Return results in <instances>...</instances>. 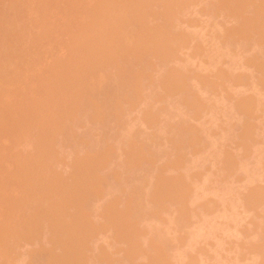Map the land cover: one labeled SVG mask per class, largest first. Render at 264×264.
Segmentation results:
<instances>
[{"label": "rangeland", "instance_id": "374dc122", "mask_svg": "<svg viewBox=\"0 0 264 264\" xmlns=\"http://www.w3.org/2000/svg\"><path fill=\"white\" fill-rule=\"evenodd\" d=\"M1 1H2L3 5H7L6 3L8 2L9 6H10V4L13 5V3L15 2L16 3L15 6L16 7L18 6V8H16V11L13 12V11L10 10L12 12L13 16H14L12 18V20H14L13 22H16L14 24V27H13L15 30L12 28V31L14 30L13 32L10 30V32H7L8 34L7 33L5 34V32H2V33L5 34L6 36H8V35L11 36V35H13L15 33H18V35H19V33H20V36L16 35V36H18V38H16V40H15L14 36H11L12 37L11 39L13 40V42L15 44L14 47L16 46L15 47V52L17 51V55L20 57V59H19V57L16 58V56H15L16 59H19V60H17L19 65H17V63H16L17 61L14 58L15 59L14 64L12 65V67L9 68L10 70L8 71V73L10 74V77H9V80L8 79L7 80L10 83L7 80H6L7 82L5 80H4L3 83L1 82L2 84H6V83H7L6 85L9 84V86L7 88L9 90L6 91L7 90L6 89L7 86H5V85H3L5 87H3V86L0 87V91L5 90L7 92L6 93L5 91H3L4 92V93L2 92L3 94L6 93L5 95L2 94L3 96L0 93V113H1L0 118L3 119V120L0 119V127L3 128V130L0 129V133L4 131L3 135L0 134L1 135L0 136V152L2 153L1 157H3L2 159H0V240H2V238H3L2 235H7L5 233L6 230H7L8 233H9V230H10V232L11 233L13 232L12 234H14L15 236L18 235V237H16V238H14V236H9L10 234L7 235V237H8L7 238V241H8L7 244L10 243L9 244L10 246L5 244L7 242L5 240L6 236H4L5 237L4 240L6 242L4 240L2 241V242H4V245L5 246L7 245L9 248H11V245H15V248L17 247V249L15 250L13 248V246H12V248L15 250L16 253L13 252L12 248L10 249L11 252H13V254H11V256H10L11 258L8 259L9 260L8 261L9 264H17V263L18 264H27L28 262H29V264H32V263L36 264V263H38L37 260H41L39 263L42 262L41 264H43V262L45 261V259H42L43 256L40 257V259H37L35 257L36 249L37 248L40 249V247L38 246L39 244L42 246L41 251L45 250L46 253L49 251V253L51 254V255H49L50 256V258H49V256L47 255L48 253L47 254L46 253L42 254V252L40 251L41 255H44V254L46 255V256L44 255V257L48 256V259H46V260L49 261V263L47 261L48 264H51V261H55V256L54 255L52 256V254L55 251V249H57L58 252L59 251L61 252V253H59L60 255H57L55 253L57 251L54 252V254H56V256H58V257H56V259H57L56 261L60 260L58 258H63L62 250H66V251L70 250V254L71 255L69 254L68 258L73 256L72 257L73 259L71 258L72 262L69 261V263H66L68 260H67L66 256H64V259L67 260V261H64V259H62L60 263H62L64 261L62 264H65V263L66 264H70V262H71V264H76V263H73V260L76 257L73 253H74L75 247H76V251L75 252H77L78 250L81 251L83 249V248L82 249L80 248V247L83 246V242H85L83 247H86L88 250L91 248L90 251L92 250V252L88 253V252H85L87 249L86 250L83 249L84 252L87 253L88 255L90 254V256L91 255L95 256L96 253H97L96 256H99L98 253L101 252L100 259H97V261H98L97 263L98 264L101 262V260H102L101 258L105 257V254L108 253V252L107 253L105 252L107 249H108L107 251H109V253H111V255L107 254V255H109L108 256L109 258L111 257L109 260H108V257L106 255L107 258H105V259H107L108 262L109 261L111 262L112 261L111 259H113V258H114L113 260L116 261V259H117V261H118L119 256L122 258V259H119L118 263L116 262L115 264H119V262H121V261H122L121 264H123V262L127 263V260H129V262H131L130 259L133 258V256H131L132 258H130V254L131 253L134 255L133 259H135V258H137V255L141 252V250H142V252H147L148 251L149 255L146 254V256H148L147 258H146V256L142 257V254H141L142 252H141L140 253L141 254L140 257L138 256V258L136 260L132 259L133 262H135V263L132 262V264H142L143 262H144V264H146L145 261H147V262L150 261L151 262V260H152L151 256L152 255H154V256H152V258H154V257L157 256V254L160 253V252L159 253L155 252V250L158 251V249L156 248V244H155V242H157V241L154 242V240L157 239L161 243V238L163 239V237L165 235H163V234H162L163 236L162 235H158V233L161 234L162 230L166 231L164 234L167 233V241L171 242V244H170V242H167L166 238L164 239V241H162L163 244H164V242L166 244L167 243L170 244V246H168V244H167V247L165 246V244H164V246L166 248H168V250H169L168 251L166 249V251L169 252V253L167 252V254L170 255L168 257H170L172 259L171 264H175V263L176 264H263L264 263V82H262V79L264 81V76H262V75H264V74H262V72L264 73V70L259 65H262L261 63L264 62V54H262L263 50H264L263 49L264 45L262 46L260 44V43L264 42L263 41L264 37L261 38L262 35H259V34L263 33V32L260 33V31H261L260 30L261 29L260 26L262 25L263 20H264V19H262V18H264L263 17L264 16V12H263V15H261L262 11L264 10V8L262 10V7H264V5H263L264 1L256 0L257 3H258V7H257V5H255L253 7H256V8L253 9V10L251 9L252 13H253V11L257 12V10H258V12H260L259 13L260 16H262V18L260 19V22L262 21L260 26H259L260 29L257 28V29L260 30L259 33H258L257 29H254V30H256V32H257V34L259 36L254 38V36L251 35L252 33L249 32V34H248V35H250V40L252 39L251 36H253V38H254V40L252 39L253 42H251L252 40L251 41L249 40V36H248V40H245V38L247 37V33H248L250 28H249V25H246V23H245L244 27L248 26V28H244L243 27V24H244V20L243 19H246L247 15H248L247 19H250L251 17H254V16L257 15V14H255L253 16L254 13L251 15L248 12L250 9H248L247 7H250L251 5H253L252 4L253 0H252L251 3H249V1H251V0H249V1L245 0L246 2L242 1V3L241 2L238 3V5L239 4L241 5V6H239V8L241 7V8L244 9L245 8V4H247V2H248L249 4H247V6H246V8L248 10L245 9L247 12L243 11V10L237 12L239 10L238 5H237L238 9L235 8V7L232 8L234 11L232 9H230L231 12L233 11L234 13H235V10H237L236 11L237 13H235V14H239L240 12H241L240 14H242L244 12L243 13V15H244L245 12H246L247 13V15L245 14L246 16L245 15L244 16H242V15L241 16L240 15L237 16L234 13H231V15H230V11L228 12V14H229L228 15L227 12H225V10L228 11L227 8L223 11L225 13H222L223 8H222V10L219 9V8H221L220 6L222 5V7L223 6L224 7H228L227 5H230V3H231V2L228 3L229 1L227 2L226 0H193V1L191 0V2L193 4L190 1H188V2H190V3H188L185 0L186 2H184V3L192 4L191 7L187 8L188 7L187 6L186 7L187 10H185V8H183L185 10V13L184 14L183 13L180 14L181 17H180V15H176L177 14L176 11H175L176 13L174 14L175 16H178V18H180V20H178V22H177L179 24H174V25H176V26L178 25L179 28H180L179 32L181 30V32L184 33V34H181V33L178 32V30H176L178 28V26H177L176 29L173 28L174 30H172V28H171L172 22H176V20H174L172 22L170 21V25L167 27V28H169L168 32L169 31L170 32L166 33L167 35L172 33L173 36H172V34L170 36H167L165 34V30H163V29L165 28V26H167L166 22L163 23V21H162V23H163L162 24V23L159 22L160 20H156L155 19V17H157V19H158L159 17H164L165 16L164 15V13L166 12V11H164L165 7H164V9H163V7L161 8V9H163L162 11H164V12H162V14L164 16H162L161 12H159L160 8H158L159 6L161 7V5L162 6L166 5V4H164L165 0H163V3H161V5H158V7L153 6V5L151 7V5H149V0L148 1L146 0L148 3H146L145 0H143L146 4L144 2L143 3L145 5H147V7L145 6L146 9L149 8V6H150L151 8H154L153 10L158 11V14H159L158 16H154V17L153 16H149V15L146 16L147 18L149 17L148 18L149 20L147 22H150L151 24H154L153 26L150 25V23L149 24L146 23L148 25V26H146L145 21L147 19H145V16L141 18L140 17L141 15H139V13L141 14L142 11L145 10L144 7H143L144 10H143V8H140V6H139L142 3V0L139 1L140 4H138L137 7H136V5H135V7H133L134 5L132 6V3H135V4L138 3L137 0H135L134 2H133V0H131V2H130V0H126L127 1V5L130 4V6H128L129 10H130V13H129V10H128V12H127L128 15L127 16H128V18H129L130 15L131 16L128 19V21H131V20L133 21V19H134V17L131 14V9L132 10H134V9L137 10L138 9L137 11H139L138 13H136L134 11L132 12L133 14L136 13V14H134V16L136 15L135 16L136 19H134V21L132 23L138 22L137 27H136L137 29L136 28L133 29L131 27V25L136 26L135 24L131 23V25H130V27L133 30L136 29V31H134V33H136L135 35L137 36V39L135 38V40H137L136 41L137 43L135 41H133L134 36H132L131 37L132 41L130 40L129 44L130 45L137 44V45H133L136 48H134L133 46H129V44H127L128 41H129L127 39H129L130 36H131V33H133L131 28L128 27L129 30H125V32H128V31L130 32L129 33L130 35L128 33H126V34L129 35V36H127L129 38H127V39H119V38H122V36L123 37L125 36L124 35L125 32L123 33V31L120 32L121 33V35L119 34L120 36L118 35L117 32H115L117 35L114 34V31H116L117 28H120V27L122 28L123 24H127L128 23V21H126L127 16L126 17L123 16V18H122V16L120 15V14L123 13V12H121V9L124 8V6H122V5L123 4L126 5V1L125 0H121L122 2L120 0H95L96 2L94 0H87L88 2L85 1V5H83L84 4V0H82L83 3L81 2V0H79V1L77 0L76 2L74 0H47V2H46V0H30V1L29 0H14V1H12V0H7V1L4 0L5 3L3 2V0H1ZM1 1H0V3H1ZM73 1L75 3H73ZM89 1H92V2H89ZM116 1H118L119 3L116 2ZM123 1H125V3ZM159 1L161 2L162 0H159ZM159 1L156 0V3L159 4L160 3ZM174 1H177V2L179 1L181 3V6L179 7L178 5H180V4L175 2V5H174L175 10H177L179 8L180 11H181L182 10L181 7H185L186 6V4H184L182 6V4H183L182 2L183 1L181 2V0H174ZM225 1H226V3H225L226 5H224ZM256 1H254V2H256ZM120 2L123 3V4H121ZM128 2H129V4H128ZM153 2H154V5H156L155 1H153ZM153 2H151V4ZM243 2H244V4H243ZM262 2H263V4H262ZM77 3L80 4L78 7H76ZM90 3L91 4L94 3V4L91 5L92 7L89 5L93 9L89 8V6L87 5V4H90ZM176 3H177V6H176ZM74 4H76V6ZM215 5H216V7H215ZM231 5H233V3ZM242 5H244V7H242ZM248 5H250V6H248ZM260 5H261V7H260ZM80 6L82 7V9H81ZM83 6H86V8H85L86 12H82L84 10ZM87 6H88L89 9L87 8ZM95 6L99 7V8L97 9ZM209 6H211V7H209ZM4 7H6V6H4ZM115 7H116L117 10L120 9V11L116 12ZM119 7H121V8H119ZM138 7L140 8V10H139ZM155 7L158 8V9H156ZM27 8H28V10L32 9L31 11H33L34 15L30 12V10H29V12L27 10V12L29 14L26 11L24 12V9H27ZM78 8H80L82 11L80 9H78ZM11 9L15 10V8H12V7H11ZM90 9L92 10V12H91ZM166 9H168L167 6H166ZM7 10H8V8H7ZM88 10H89V12L91 14L87 12ZM94 10L96 12H94ZM188 10H189V12H188ZM211 10H212V12H210ZM218 10L221 13H219ZM112 11H113L114 15L111 14ZM177 11L180 12L179 10H177ZM23 12L27 13L30 16L26 17L27 14H25V16H23L24 15ZM8 13H10V12L8 11ZM12 14L10 13L9 15H11V17H12ZM233 14L235 15V17L237 16L238 19L240 17V20L238 21L237 18L233 17L232 16ZM138 15H139V17H138ZM175 16H174V19L176 18ZM257 16L260 18L259 15H257ZM151 17L153 18V20L155 19V22H153V20L150 21V19H152ZM241 17L242 18L244 17V18L242 19ZM120 18L122 20H124V19L125 20L123 22H121ZM137 18H139V19H137ZM140 18H141V20H140ZM164 18L166 19V17H164ZM164 18H163V20H164ZM16 19H18V20L16 21ZM118 19H119V21H118ZM125 21H126V23H124ZM140 21L142 22L141 24H145L144 27H143V25H140ZM239 22L240 23L243 22V24H241V26L239 24L237 25V23H239ZM119 23H122L121 24L122 26L119 25ZM158 23H159V25L161 27L162 26L164 27V28L162 27L161 30L164 32L163 33V35H164L163 38H165V39H162V37H160L161 41L160 40L159 41L161 42V44L159 42L158 43L159 45L156 44L158 41L155 40V39H158L159 37L157 38V35L152 36L153 34H155V31L160 28L159 25L157 26ZM129 24H130V22L126 26H128ZM164 24H165V26H164ZM138 25H140V26L138 27ZM12 26H13V24H12ZM149 26H150V30H151V31L149 30V32H151L152 35L149 32H146V31H148L149 28H147V27H149ZM156 26L159 27V28L155 29ZM235 26H236V28H235ZM237 26H239V27H237ZM142 27L145 28V33L143 32L144 29L142 30ZM232 27L235 28V29L233 28V31H236V29L238 30L240 27L241 28L243 27L242 30H241V28H240V30H238V32H239L238 34H239V36L240 35L245 36V38H244L245 42H243L244 41L243 39H242V41H240L241 39L237 36L239 38V41L242 43L241 44L239 41L236 40V43L239 42L241 44L239 46L237 45L238 43L235 44V42H234V45L232 44L234 39H238V38H234L235 36L233 37L231 35V34L234 35L235 33L237 35V31L234 32V33H233V31H231ZM124 28L125 27H123L122 29H124ZM139 28L141 29V31H140ZM146 28H147V30H146ZM262 28H264V25L262 26ZM152 29L154 30V33L152 32ZM244 29H248V30L245 31ZM81 30H83V31H81ZM119 30H118V32H119ZM137 30H139L140 33L142 32L141 33L142 37L147 36L146 37L147 39L145 37L142 38L141 36H139L141 38H138V34H140V33L139 32L137 33ZM175 30L179 33V35H178V33H175L177 35H175L173 33V31H175ZM224 30H226L225 31L226 33H227L228 30H229L228 33L231 32V34H227L228 36L231 37V40L233 39L232 43L230 41H228L231 45L229 43H228L229 45L228 44L225 45L223 43L225 41V40L223 41V39H224L223 36H225L224 35L225 32L222 33ZM243 30L246 33L245 35H243L244 32L242 34L240 33ZM251 30H253V29H251ZM254 30H253V32H254ZM262 30L264 31V29H262ZM147 33L149 34L150 38H148ZM185 33H187L186 34L187 36L190 33L189 37L190 38L192 37V39L189 40V37H186L187 40H189V41H187L186 38L184 37ZM112 34L114 35V37L112 36ZM180 34L182 36H180ZM257 34H254V35L256 36ZM86 35H87V37H86ZM0 36L2 37L3 35H0ZM91 36H93V37H91ZM115 36L117 38H115ZM118 36H119V38H118ZM174 36H176V37L180 36L176 40H177V42L179 41V44H181V42H182L181 45H179V44H178V46H177V44L174 45L173 42H171L170 45L168 44L169 43V38L170 37H174ZM85 37H86V39H85ZM89 37L91 39L90 40L91 42L87 41V39ZM151 37H152V40H151ZM154 37H156V38L153 39ZM93 38L95 40H92ZM226 38L229 40V37L225 36V39ZM149 39H150V41H148ZM259 39L260 40L263 39V40H261L262 42L259 41ZM84 40H86V41H84ZM167 40H168V42H167ZM173 40H175V39H173ZM176 40H175L174 43H177ZM184 40H186V41H184ZM81 41H83L81 44L84 45V46L79 45V43ZM93 41H94L95 44L93 43ZM144 41H147V42H144ZM151 41H152L153 45H151V43H150ZM153 41H155V43ZM246 41H247V44H246ZM248 41H250V43H248ZM16 42H18V43H16ZM84 42H86L87 44L84 43ZM142 42H144L143 44L146 43V45L149 42L150 46H148V47H150V48H152V46H153L152 50L150 48L146 47L148 49V51H151V52L147 51V49L145 48L146 45H143ZM257 42H259V44ZM96 43H98V45L100 44L101 47L99 45L98 48H97ZM162 43H163V45H162ZM243 43H245L246 45H244ZM76 44H78L80 47L78 45H76ZM125 44H127L129 47L128 46L126 47ZM154 44H155V46L157 45V47H155ZM164 44H166V46ZM172 44L174 46V48L172 46V49L173 50L175 49L173 52H178L179 51L175 55H173V53H171L172 49H170V51H168V49L171 47ZM75 45L77 46V48L75 47ZM88 45L90 47H92V48L90 49V47ZM91 45H93L94 47L91 46ZM102 45H104L105 48H107V50H108V51L105 50L106 53L108 52L105 55H104V51L101 52L102 50L105 49V48L103 49L104 46H102ZM243 45H244V47H243ZM259 45H260V47L262 46L263 50L260 49ZM73 46H74V48H71ZM81 46L83 48L82 51H81ZM86 46L91 51H95L93 48H95L96 50L97 49H101V48L102 49H101V51L97 50L95 53L93 52L94 53L93 54V53H91L90 50H88V48ZM158 46L159 47L165 46V47L159 49ZM175 46H177V47L175 48ZM84 47H86V48H84ZM130 47L131 48L133 47L132 49H136V51L139 49L138 50L139 53H140V49H141L142 52L145 50V51H147L148 54L152 53L151 54L152 56L150 58L149 57L147 58V56H146L147 53L143 54L145 52H143V53L141 52L143 55L146 56V57L145 56L144 57L147 58L146 59L147 63H149L148 59L152 60V63H150L151 68H153L152 66H155L154 64H155V62L157 63L158 60H160L159 62L162 61V64L165 65L167 63H164L163 58L167 57L168 60H165V59L164 60H165V62H168V63H169V60L172 58L173 59L172 62L173 61L174 62L173 63H169V65L171 64L172 67L174 66L173 70L177 72L176 75H181L182 71H183V74L185 72L188 73L189 75L188 74H185L186 76L184 75L185 79L188 78V79H186L187 81L185 79H181L183 77V74L181 75L182 77L173 75L175 73H174L173 70H170L172 68H171V66H167L168 64L164 66V67H166V69L170 70L171 73H172V74H170V71H168V73H169L168 74L167 70H166V74L168 76L164 72L165 68L164 69L160 68V66H159L160 69L158 67H154L155 70L157 71L156 73H155V70H152L150 68H149V70H152L153 73L148 71L147 69H143V68H145L146 66H149V65L146 64V63H143V60L145 61V59L142 58V54L141 53L138 54V51H137L136 52L137 55H136L133 50L131 51ZM154 47L156 49H154ZM179 47H180V49H177ZM78 48H80V49H78ZM165 48H167L166 51L168 53L164 51ZM86 49L88 51H86ZM162 49H164V50L161 53ZM73 50H75V51L77 50L80 54L77 51H76L77 55H76L75 52L72 54L71 52H73ZM118 50H119V52H118ZM157 50H159V51L161 50L160 52L158 51V53H159V56L162 55V56H160V58L162 60L159 57L157 58V61L154 60V58L151 59L153 56H155V59H156ZM120 51L121 52L123 51V53H125V54L131 53L130 56L132 55V56L136 57L135 59L142 58V63H143V65H146V66L140 65V66H143V68L142 67L141 68L136 67V66H139L137 64V61L135 59H133V60H135L134 62L136 63V65L133 63V60H132V62L128 61L127 58L130 57V56L127 57V55L125 56ZM153 52L155 53V55H154ZM99 53H102L103 55L99 54ZM109 53H110V55H109ZM163 53L166 54V55H164L166 57L163 56ZM121 54L124 56V58H126L127 62H129V63L131 62L130 64H133V65L132 66L128 65L129 63H127V62L125 63L124 61H126V60L121 61L120 60V55ZM167 54H170V56L173 55L174 57L176 56V58L175 59H174V57L170 58L169 56H167ZM89 55H91V56H89ZM97 55L98 56H103V57H100V59H99L100 61L99 60L96 61V59L98 57ZM122 55H121V59L123 60L124 58L122 57ZM140 55H141V57H139ZM112 56H113V58H112ZM116 56L119 58L118 61L122 62L120 64L121 67H120L119 63L116 64V62H118V61H116L117 60ZM148 56H150V55H148ZM86 57H88L90 59L93 57L92 58L93 60H90L91 62H93V64L90 65L89 63H91V62L88 61L89 59L86 58ZM114 60L116 62H114ZM140 60H138V61H140ZM251 60L254 61L252 63L254 65H255V62L258 63V67H257V64H256V66L250 65L249 63H250ZM95 61H96V63L94 64ZM98 61H99V63H97ZM112 61L114 62L115 65H118V66H116L117 69L115 68V65L112 64ZM4 63H2V65ZM87 63L89 64L88 66L86 65ZM109 63H110V65H108ZM142 63L140 61L139 64H142ZM126 64L128 65L127 68L130 66L129 67V71H130L131 67L133 69L135 67L138 69V70L134 69V70H136V72L131 69L132 70L131 72L134 71L136 73L135 74L133 72V74H135V76H136L135 77L136 79L141 74L143 75V73H144V81L145 80H147V81L146 82H144L143 80L140 81V82L143 81L146 84V86L143 84V82L140 84L141 85L140 87L142 88V89H140L141 91L138 90V88H139L138 86H139V83H140L139 80L143 79V76L141 75L142 78H140L141 77L140 76L139 80H137L138 85H137L136 79L134 80L132 75L129 76V77L132 76V78H131V79H133L132 83H134L133 81H135V83H136V85L138 87V88H136L135 83H134L133 86H135V88H136V89L133 88L134 89V94H135L136 90H138L137 91L138 95L143 93L142 96H144V97H143L142 101H141L142 96H141V98L139 97V99L137 97L135 98L136 100L138 99L139 102H138V100L136 101L135 99H134L135 101L134 100L133 101L130 100V97H132L134 95L133 94V89H130V88H132V86L130 87L131 84L129 85V83L131 82V79L128 77V75L126 76V75L122 74V73H125V72H126L125 74H128L127 73L128 69L126 68L127 70L123 72V68H122V65H123V67H125ZM84 65H86V67ZM134 65H135V67H133ZM89 66L93 67V69H92L93 73L92 74H94L92 76L91 71L88 72V73L91 74L90 80L91 79L93 80L92 77H94V78L98 77L99 73H101L103 71L105 72V70H107V69H108L107 71H110L108 74H111V72H114L115 77H117L119 75L120 77L118 76V79H120L121 77H124V76L127 78V80H128V78L130 79L129 80L130 82H129L125 78V80L128 82V85H129L128 86L129 88H128V87H126L127 85L125 84L126 85L125 89L127 88L129 91L127 89L125 91L124 90V86H123V89L122 88L121 89L125 91V92L123 91L124 92L123 93L124 97H125V94H126L127 91L129 93L132 92V95L130 97H128V95H127L128 92H127L126 100L124 99V97H122V95H121V97L125 101H129L130 100L131 103H129L130 101L128 103L124 102L123 100L119 101V99H117L118 96H116V94H115L116 92H114V91H116L115 87L114 88H113V86H112V88L110 87L112 89V92H114V95L116 96V100H118L119 103L120 102L122 103V101H123V104H124V105L121 104L124 107L123 106L120 107V104H118V106H119L118 107L113 102L114 103L113 105L115 107L117 106V108L122 109L120 111L117 110L114 107H111L112 109H114L113 111H115V112H116V110H117V112L118 111L119 112L122 111V114H123L122 116L119 115V113H117L118 115H116V113L113 112L112 109H111V111L113 113H115L114 114L115 116L113 115V113L110 112L113 115L114 118L116 116L117 117H120V116L122 117L121 118L122 119V122H121L122 125H120V127L121 126H123V127L119 128L120 129V130L118 129L119 131L117 130L118 125L117 126L114 125V124L117 123V122L116 123L114 122V121H116L115 119L110 124V118L111 117H109V120H106V123H105L104 120H105V118L107 116H111L110 113L106 114L107 116H104L105 117L104 120H103L104 122L102 121L103 123H105L104 125H103L102 122H100V121H98L96 119V118L99 117L98 115L100 113H102V112H104L106 110L110 111V109L108 110V108L106 110L104 109V110H102V112L98 113L100 111V109L98 110V108H97L98 105H95L96 107L93 106V108L94 107L97 108L98 111L96 110L97 111L96 113H98V115L94 114L95 112L93 113V111H95L94 110L95 108L93 109L92 113L94 115H97L98 117L97 116L93 117V115H91V117H93V119L94 118L96 119L95 121L91 120L92 118H88V115L90 117V114H91L90 111L92 109H90L89 111L86 110L85 108L86 107L88 108V106H86L87 105L86 103H92L93 101L95 102L96 101L95 99L98 98L97 95L95 96V94H94V96H93V94H92V92L94 91L93 90L94 88H93V86L91 87V85H92L91 82L93 83L94 80L93 81L92 80L91 81L90 80H86V77H87L86 75H88V73L86 71H88V70L85 69V68H90ZM263 66H264V63H263ZM81 67L84 68V69H82ZM107 67H109V68H107ZM112 67H114L115 70L111 69ZM177 67H178V69H177ZM180 67H182V68H180ZM186 67H187L188 71L184 72L185 69L181 71V69L186 68ZM79 68H81L82 70H80ZM156 68L159 69V70H157ZM139 69H141V71ZM79 70H80V72H79ZM84 70H86V71H84ZM117 70H119L120 72L119 71L117 72ZM142 70H145V71H142ZM260 70H263V71H260ZM76 71H78V72H76ZM147 71H148V74L146 73ZM85 72H86V74H85ZM115 72H117L116 74H118V73L119 74L116 76ZM76 73H77V76H79V77L81 76V74L84 73L83 77L86 76V77H84L85 80H86L85 83L87 84V82L89 81L90 83L88 82V84H91V85L89 86L87 84L88 86H86L85 83L82 82L83 85L85 86V87H83L82 83L79 81L80 79H82V77H80V79L78 81L77 80L75 81L76 78L78 79V77H76ZM103 73H101V74H103ZM162 73L165 74V75L163 76ZM179 73H181V74H179ZM67 74H70V76L72 78L74 76V78L72 79ZM95 74H97V76H95ZM101 74H99V75H101ZM137 74H140V75H137ZM152 74H154L155 76H158L159 74L162 75V76L159 75V77H162L161 79H163V80L160 79V81H162V82H160V83L158 82V84H160L159 86L162 87L163 90H162V88H160L157 85V82L155 81V80L159 81V78L152 76V78L155 79V80H153L151 78ZM62 75H63L64 78L62 77ZM114 75L111 74V76L110 75L109 76L111 78ZM145 75H147L146 78H145ZM148 75L150 76L149 80L147 79L149 77ZM170 75H172L173 78L179 77L180 80H179V78L177 80L180 81V82L176 81V79H170V77H169ZM224 75H226L227 78H225L226 76H224ZM103 76H105V78L102 77V76H99V82H98V80H96L97 83H101L100 80L102 78H104L105 80L106 79L107 80H111V79H109V77L107 78L105 74H103ZM165 76H166V78H165ZM100 77H102V78H100ZM168 77H169V79H168ZM164 78L168 79V81L164 80ZM4 79H6V78H4ZM13 79L15 81L17 80L18 82H20L21 85H20V83L16 82L18 84V87H17V84H15L14 81L13 82L11 81ZM55 79H57L56 80L57 82L55 81ZM95 79H98V78H95ZM104 79H102L101 81H103ZM118 79L116 81V79L113 78V82H114V80L116 81V83L119 82ZM53 80L56 83H54ZM64 80H65V82H64ZM151 80L153 82L154 81L156 82L157 88H156L155 85L153 87L150 86V85H153ZM169 80H171L172 82L175 80L176 82L175 81L174 82L175 83L178 82V83L176 84V86L175 85L173 86L174 83L170 82ZM21 81L24 84H22ZM81 81H83V79ZM96 81H94V82H96ZM149 81H151V84H149ZM185 81L187 82V84H186ZM63 82L66 83V85ZM72 82L77 83L75 85V87H74L75 83H73V89L71 87ZM155 82H154V84H155ZM167 82H170V83H167ZM184 82L186 84L185 86H184ZM11 83H12V85L10 86ZM60 83L61 84L63 83V86L59 85ZM165 83H167V87L169 85H171V83H172L171 88L169 87L171 89V90L169 89L170 90L169 94L173 95L172 96L173 98L168 97L169 96L168 93H167L168 96H165L166 94L162 93L167 88ZM13 84H15V85L13 86ZM79 84L81 85L80 89H77L79 87ZM101 84L93 83V85L95 86V89L97 88L96 86H98V85L101 86ZM106 84H104V85H106ZM115 84H113V85H115ZM118 84H116V85H118ZM142 84L146 87V88L144 87L145 88L144 91H143V87H142L143 85ZM180 84H181L182 89L187 86L188 89L185 88V90L187 89L186 92H184L185 91L184 89L183 90L181 89ZM104 85L102 84L103 87H104ZM60 86L63 87V88H61ZM100 86H98V90H99ZM108 86H109V84H107L106 88L105 89L103 88V89L106 91V89H108ZM164 86H165V88H164ZM118 87L120 89L121 86L118 85ZM172 87H176L175 90ZM67 88H69V89H67ZM116 89H117V87H116ZM177 89H178V91H177ZM100 90L102 91V89H100ZM166 90L169 91L168 89H166ZM180 90H182L183 93ZM105 91L102 92L103 94L100 93V96L98 94L99 91L97 92V94L99 96V99H100L101 95L104 98L103 95H104ZM110 91L111 90H108L107 92H110ZM167 91H164V93L167 92ZM171 91H176L175 94H177L179 92H181V93H179V96L176 97L174 95V92L171 93ZM120 92H122V91L120 90ZM140 92H142V93H140ZM160 92H161V94H160ZM118 93H119V91H117V95H118ZM74 94L77 95V96H75ZM79 94L82 96L80 98L85 97V98H83L85 100L84 101L82 100V102L84 103L83 105L86 104L85 108H84L86 111H83V112H81V111L84 110V109H82V107H80L81 104L79 103V101L77 102L78 104L76 103V105H80L78 107L76 106L77 109L74 108L75 105L72 102V101L76 102L77 99H75V97H79L80 96ZM120 94H122V93H120ZM137 94H135L133 97L138 96ZM159 94H160L161 97L158 96ZM106 95H107V93H105V96ZM162 95H164V96L162 97ZM107 96H109V95H107ZM174 96H175V98H174ZM94 97H97V98H94ZM111 97H114V96L112 95V96L109 97L110 98V102L112 103ZM119 97H120V95H119ZM194 97H196V99ZM127 98H128V100H127ZM71 99H72V101H70ZM114 99H115V97H114ZM116 100H114V101H116ZM85 101H86V103H85ZM243 101H246V102L244 103ZM101 102H102V100L99 101L100 104H101ZM103 102H104V100H103ZM103 102H102V104H103ZM110 102L107 101L106 103H108V105H109ZM118 102H116V103H118ZM95 103L99 104L98 102H95ZM95 103H92V104L94 105ZM106 103L103 104V108L108 106V105L105 106ZM198 103L199 104L201 103L200 105H202V106L205 105L206 108H205V106H204V108L201 107ZM237 103H239V104H237ZM110 105L108 107H110ZM198 105L200 106V108H203L204 111H200V108L199 109L197 108V110H196L195 107L196 106L198 107ZM208 105H209V107H208ZM240 105H241V108H244V109L246 108L245 110L244 109L243 110L247 111V112H244L243 110H241V108L239 107ZM242 106H247V107H242ZM98 107H100V106H98ZM164 107L168 108L169 110L168 109L164 110L163 109ZM213 108H215V109H213ZM238 108H240V109H238ZM62 109H64V110H62ZM78 109H80V112H81V113L79 112L80 114H82V113L84 114V112H86L87 114L86 113L85 114L87 116L85 115V117L88 118V119H85L84 117H82L83 116L82 115V116H80V117H82V119L80 120L79 117H78L79 114H77L78 112H76V110H78ZM193 109L196 110V111H193ZM209 109H211V110L213 109V110L210 111ZM72 110L73 111L75 110L74 111L75 115L77 114L78 116L77 115L74 116V112ZM163 110L166 111V112H163ZM57 111H60V112H57ZM62 111H63L64 114L62 113ZM197 111H199V115H197L198 114ZM56 112H57V114H56ZM66 112H68V113L71 112L70 116H67V115H69L68 113H67V115H65ZM88 112L90 114H88ZM160 112H162V113H160ZM61 113L63 114V116H61L62 115ZM150 113H152V115ZM155 113L157 115H159V117L157 116L158 117L157 119H156ZM103 114H100V115L103 116ZM150 115L154 117V118L152 117V120L154 119L153 121L154 122L157 121L158 123L155 122L154 123L155 125H153L152 124L153 122L152 123L148 122V121H151V117H149ZM102 116H100L101 118L99 117L98 119H103ZM56 117L59 118V119H57ZM62 117H64L65 122L67 120L66 118L68 117V120H67L68 122H67L66 125L69 124L72 127V124L75 123L72 128L69 127V129L71 128V129L74 130V131L73 130L71 131V132H73V134H72L73 136L72 135L68 136V134L71 133V132H70L69 129H67V130H69L68 131L69 133L67 134V132H66L65 134L68 137H62L61 136V138H65V139L68 138V140L65 141L64 139H62L63 141L59 142V140H58V141L55 142L54 141L55 138H57L58 136L63 134V133H61V130L63 129L62 128L63 126H61V125L64 122ZM74 117L75 118L77 117L78 122H77V120L73 119ZM117 117H116V119H117ZM145 117H147V119H145ZM121 119L119 120V122L121 121ZM72 120L74 121V123L72 122ZM112 120H113V118H111V121ZM50 121L52 122L51 124H50ZM53 121H56L57 125L59 123H61V122H62V124H60V126H57V128L55 130V124L56 123L54 124ZM90 121L91 122H93V121L96 122L97 121V123L96 124H93V123L90 124ZM107 121L109 122L110 125H112L114 123L113 125L115 126V129L109 127L108 124H107L108 123ZM170 123H173V124H171L172 127H174V125H175V127H174L175 129L174 128H172V129L170 128L169 129V124ZM2 124H3V126H2ZM52 124H53L54 128H53ZM250 124H252L253 127H255V129H254L255 133H254L253 127L251 128L252 125H250ZM50 125H51V127H50ZM247 126L249 127V129H248ZM256 126H257V130H256ZM59 127H61L62 129L59 128ZM48 128L49 129L51 128L50 129L51 132H49ZM58 128L60 129V133L61 134L59 133ZM122 128H124V129H122ZM244 128L248 129V132L250 130V132H249L250 134L247 133V137L248 136L252 137L251 139H249L250 142L248 141V139H246V132L247 131ZM191 129L195 130L194 134L191 135V133L193 131L190 133V136H193L191 138H194V139H191L192 141L194 140V143L193 142L191 143L190 141H188L190 139L186 138V135L189 136V132L191 131ZM63 130L67 131L66 128H64ZM196 130H198L199 132L196 131ZM164 131H167V132L164 133ZM240 131H241V134H240ZM252 131H253V133H252ZM55 132H58L60 135L58 133H56L57 134L56 135ZM44 133L47 134V135L43 136ZM48 133L52 134V136H49ZM103 133L105 135H102ZM156 133H157V136L155 135ZM166 133L169 134V136ZM242 133H245V135L242 134ZM173 134H175V135L177 134L176 135L177 139H176V136L173 135ZM194 135L196 137L198 136L196 140H195L196 137ZM241 135H242V138H241ZM77 136H79V138ZM133 136H134V140H133ZM155 136H156V138H155ZM178 136L181 137V138H178ZM46 137H48V139ZM52 137H55V138H53V141L55 143L56 150L53 148L54 144L52 143V141L50 142V144L52 145V148H49V146H51L49 144V141L52 140ZM72 137L73 138L75 137V139H76V140H73L74 143L76 142L75 144L73 143L72 140H70ZM76 137L79 140L82 138L81 139L82 142L80 141L81 144L79 143V141H78V139ZM173 137L178 142L181 141L179 144H181L183 142H185V143L188 142V146L186 147L185 143L182 144L183 147H181V145L177 146L178 145L177 141H176V143L174 142V140H173V143H172V141H170V140L173 139ZM243 137H245V140L248 141L246 143H249V145H251V146H248V144L247 145L245 144V142H244L245 140L243 139ZM41 138H42V140H41ZM61 138H60V140H61ZM43 139L48 141V142H45V141L44 142L47 145L49 144V146H47L43 142ZM84 139H85V141H84ZM86 139H88L89 142ZM180 139H182V140H180ZM184 139L185 140L187 139V140L185 141ZM94 140H96V141H94ZM135 140L137 141L136 143H137L138 147H139V145L140 146L142 145L141 146L142 149L147 148L146 149L147 150V154L150 153V155H151V156L150 155L149 156L148 155L145 156V154H146L145 152L146 151L144 149L145 152L142 154L143 156H145L144 160L146 158L149 161V162H147L145 160L149 164V166L150 165H152V166L156 165L157 166V170L160 167H162L164 169V171L167 172L164 176H163L164 172L162 170H160L162 168H160L157 171L156 170V166H154V167L151 166L150 167L151 169L149 168V166H147V170L150 169L149 172L145 171L146 168H144V167H143L145 169L144 171H140L141 167H140V169H138L136 167V164L139 163V160L142 157L141 156L142 152H140V150H141L140 148H139L140 150L137 148L139 150V152L137 150L136 153L132 152V150L130 149V148H132L134 146L135 143H133V142H135ZM90 141H93V142H90ZM108 141H109V143H111L110 145H109ZM240 141H242V142H240ZM57 142H59L58 143L59 145L56 144ZM189 142L193 146H191V145L189 146V144H190ZM16 143H17V145H16ZM89 143H90V145H88ZM101 143H102V145H101ZM131 143H133V145H131L132 147L129 145ZM195 143H197V144H195ZM38 145L39 146L41 145L40 146L41 148ZM106 145H109V146H106ZM128 145L130 146L129 149H128V147H129ZM143 145L144 146L146 145V147H143ZM110 146L114 147V149H115L114 150L115 151V157L114 158L112 157L113 155L111 154V151L113 149L110 148ZM135 146H136V144H135ZM243 146H244V148H242ZM12 147L15 148V150H16V152H15V150L13 149V151L15 152L14 153L12 151L13 154H16L18 152L17 155H14V156H17V157H13L12 156L13 155L11 153ZM57 147H58V149H57ZM106 147H109V148H106ZM176 147H178V148H176ZM179 147H181V148H179ZM76 148L81 150V152L83 151L82 153L87 152L88 155L86 153H85L86 155H83V154H81V152L80 153H76V152H79V151H77L78 149H76ZM104 148H106V149L104 150ZM134 148L135 147H133L132 149L135 151L136 149H134ZM48 149L51 150V153L49 152ZM52 149L55 150L54 153L56 152V153H59V154L56 155V153H55V156L52 155V153H53ZM108 149H112V150L108 151ZM246 149H248L247 151H248L249 154L247 153ZM44 150H47V152L50 153V154L49 155H47V154L44 155V153H46V151L44 152ZM128 150L129 151L131 150L129 153L140 154L139 156L134 154L135 156L140 157L139 160H135L136 158L138 159V157H136L135 159H133L134 157H132V159L135 160V161L131 162L130 158H131V156L133 154L132 155L129 154L127 152ZM249 150H250V152H249ZM57 151H59V152H57ZM103 151L104 152L106 151L105 154H104L105 156L102 155V156H104V158H103L102 156L99 155L100 157H102L103 159H106L105 158L106 155L108 157L110 155H112L111 156L112 159H111V162L108 165V167L106 166V168H104L103 171L100 170V172H99V171H97V168H96L97 164L99 163L98 160L100 161V159H101V161H100L101 165H102V161L105 162V163L103 162L104 164H106L108 161H110V159H107L108 161L106 162L105 160H103L102 158H100L98 156V153L100 152L102 154ZM141 151H143V150H141ZM223 151H225V153H227V154L225 155V153ZM9 152L11 153V155H10ZM20 152H23V153H20ZM36 152L38 154H41L40 156H42V157L39 158V155ZM40 152H42V153H40ZM74 152L76 153V155H75ZM107 152L110 153V155H108ZM122 152H124V153H122ZM89 153L91 155H93V154L96 155L97 154L95 156L96 159H94L92 156H91L92 158H90ZM112 153H113V151H112ZM125 153H128V155H130V156L126 157ZM228 153H230L231 155L228 154ZM20 154L21 155L23 154V156L25 155L24 157H27V159H30V161L33 160L32 161L33 163H31L29 160H27L26 158H24ZM77 154H81V156L77 155ZM180 154H181V157L179 156ZM18 155H20L21 161H20V157ZM27 155L29 156V158H28ZM32 155L33 156L37 155L36 157L39 158L38 160L41 159L39 162H41V161L43 162L42 158H44L45 156H49V157L51 156L50 165H49V163L46 162L47 160H45V162L47 164L45 163L46 167L44 168V170H45V172H47L49 170V171H51L50 173L51 174L54 173V175H56L55 172H57L58 175H57V177H55L53 175V177H55L54 178L55 180L54 179L53 180L54 181H56V180L60 181V179H61V181L60 182L58 181V183H56L57 181L54 182L52 180V175L50 176V173H44L43 174L42 172H44V171L41 172V170H39L40 169L39 166H41V169H42L45 166V164L44 163H40V165H37L39 162L36 161L37 158L35 156L33 158ZM43 155H44V157H43ZM57 156H59V158ZM178 156H179V159H178ZM182 156L185 159L182 160ZM227 156L228 157L232 156L233 158L230 157L228 160H227V158L224 159V157H227ZM10 157H13V158H10ZM49 157H47V158L45 157V158L49 159ZM56 157L59 159V160L56 161V162H59L57 164H56V162L54 160V158H56ZM85 157H86V159H85ZM87 157H89L90 160H87ZM98 157H99V159H98ZM147 157L148 158L150 157V158L148 159ZM175 157H177V159ZM17 158H19V159H17ZM31 158H33V159H31ZM76 158H80L78 160V162L80 160L81 161L83 160L84 162L87 161V164H88V161L89 162L91 161V159L93 161L95 160L97 162L94 164L95 161L94 162L92 161L93 163H89V165L86 166V164H82L81 161H80V163L77 164L79 167L81 166L82 169L80 170L79 167L75 168L77 166L76 163H78ZM127 158H128V160H126ZM14 159H17V160H14ZM22 159H23V161H22ZM174 159H176V160L174 161ZM232 159H234V160H232ZM26 160L28 161V163H26ZM34 160L36 162H34ZM53 160H54L55 163L52 162ZM125 160L129 161V164H127L128 162H126ZM144 160H142V161H144ZM178 160L180 161L179 164H181V163L185 164L184 163L185 160H187V162L185 161L186 164L190 161L189 165L187 164V166L189 168L186 166L189 169V171L186 172L187 169H185V172H184V174H186V173L189 174L188 175L189 177L182 173L184 168H186V167L183 166V164H181L182 167L178 165V168L180 167V168L183 169V170L182 169L180 170V168H179V170H180V172L182 174L179 172V170H178L177 173H176L177 170H173L175 172H172L171 170H168L171 167V165H175V164H173V161H174V163H176ZM181 160L183 162H181ZM237 160L238 161L240 160L239 162L243 163V165L241 163L242 167L239 166L240 163ZM14 161H16L17 163L18 162H20V163L25 162L24 164L25 165L27 164V166H25L24 164H21L20 165L21 168H19V165L15 162V167H14ZM225 161H226V163L224 164ZM227 161L229 163H231V164H229V163L227 164ZM235 161H237V162H235ZM48 162H49V160H48ZM73 163H75V164L73 165ZM51 164L53 165V167H52ZM81 164L85 165L86 167L85 168H84V166L82 167ZM91 164L92 165L94 164V166H91V168H93V169L90 168ZM100 164H98L99 165L98 167H102ZM104 164H103V166H104ZM131 164L133 166H135V167H133ZM232 164H234V166H231ZM235 164H236V166H235ZM237 164H238V166H237ZM29 165L30 166L33 165L34 168L32 166L29 167ZM72 165H73V167H72ZM129 165H131V166L129 167ZM166 165L168 166V168H167ZM35 166L38 167V169L37 168L36 169L40 172V174H39V172L36 174L37 171H34L35 172V175H34L32 170L35 169ZM50 166L52 167V169H51ZM142 166H144V165H142ZM22 167L26 168V169L23 168L25 171L24 170L22 171ZM55 167H56L57 170L55 169ZM87 167L90 168V170H94V167H95L96 171H93V172H98V173H102L103 172L102 174H98L99 178L97 177V173H95L96 176L94 175V177H97L98 180H100V175H101V177H104V176L108 177L109 176L108 179L110 178L111 180L110 179L109 180L111 182L114 181V179L117 181L116 177H119V179H122V178L125 177L126 180L129 178L127 180L129 183H126L127 181L126 180L124 181V179H123L122 183L124 182V184H122V183L120 184L119 182L117 184L116 181H114V182L109 184L110 181L107 182L106 177H105V179L100 180V182H98V183L102 184L101 181L106 180V182L111 187H113V186H115V187H113V189H111V188L109 189L110 186H108V188L106 189L107 192H104V196H106L108 194V191H109V193L111 192L110 194H108V197H104V196L102 197L101 196L102 199H100V197L98 196L99 197V199H98V197L96 196V198H97L96 199L94 197H95L96 194L98 195L99 193H94L96 191L92 192L93 188H94L93 187L94 185L93 186L91 185L93 182L90 181V180L93 177L90 179V177H91L90 176L89 180H88L87 179L88 176L86 175L87 176L86 177L87 181L86 180L84 181L85 176L81 177L79 175V174L83 173L82 171H84V170H85L86 174H89L90 171L89 172L87 171L89 169L86 170ZM131 167L138 169V170H136L137 172H134L135 169H133ZM176 167H174V169H176ZM17 168H19V170ZM30 168H33V169L31 170ZM48 168H50L51 170L48 169ZM154 168H155V170H153ZM27 169H30V171L27 170ZM46 169H48V170L46 171ZM54 169L56 170L55 172L52 171ZM75 169L77 171L80 170L79 171L80 173L77 172L78 173L77 176H76L77 173H76ZM98 170H99V168H98ZM117 170H118V174L116 173ZM152 170L154 172L157 171L156 174L159 173V174H161V176H159L158 174L155 176L154 175L155 173L153 174ZM21 171H22V173H20ZM31 171H32V175H34L35 177H40V175L43 174L45 176V179H46V177H48V174H49L50 178L49 177L48 178L50 180H48V181L45 180V182L47 181V183H43L42 184L41 181L44 182V179L42 180L43 176H41L40 178H36L37 180L33 179L34 183H32L33 182L32 179L29 178L31 176V174L28 175L29 173H31ZM93 172H91V174ZM119 172H121V173L119 174ZM146 172H147V174H146ZM161 172H163V173H161ZM71 173L73 174L74 177L75 176L76 177L80 176V177L79 178H76V177L75 178L74 177L71 178V177H69V176H71ZM148 173H152V174H150L148 176ZM179 173H180V175H179ZM46 174H47V176H46ZM122 174H123V177L117 176V175H122ZM143 174H144V176H143ZM171 174H173V176H175V177H176L175 174H177V177L178 176L185 177V178L182 177L183 179H186L188 177L189 178L187 180L188 183L192 184V185L191 184L188 185V183H185V182H187L186 180H183L181 177H178V179H180V180H182L184 182V183L182 182L184 184V186L187 184V188L185 187L186 191H188V189H190L188 192H190V195H191L192 198L190 199V195L188 197V192L185 191V193L187 194V197L190 200L187 197H185V198H187L188 200L184 199V200L187 201V203H186V201L183 200L186 203V204L184 203V206L186 205V208L183 206V203H182L183 201H181L182 199L177 198L176 195H175L176 198H174V194L175 193L173 195H170V193H171L170 191L172 189H174L173 191H175V188H174V186L172 187L171 184L168 183V182L172 183V181L177 180V178H175V177H174L175 179H173V180L171 178H169ZM36 175H38V176H36ZM61 175L64 177V179H62ZM110 175L113 176L114 178L112 179ZM145 175H147L148 177H150L152 175L150 177V179H147V180H149V182L144 178ZM153 175L155 177H153ZM190 175H191V177H190ZM58 176H60V178ZM19 177H21V178H19ZM65 177H66V180H65ZM161 177L164 178L163 181L165 180L164 186H165V183H167L165 188L169 184V187H171V189L167 190V188H169V187H167L166 190L164 188H162L163 186H161V185L163 184V182H162V178ZM167 177L170 180L166 181ZM57 178H59V179H57ZM67 178H68V180H67ZM82 178H83V180H81V181H82L83 187H84L85 184H88V182L90 181V183H89L90 187L88 185V188H89L90 191L92 189V191H91V193L88 191V193H90L92 195H93V193L95 194L94 197H93L95 201H94V203L93 202L90 203L91 204L90 205L89 202L91 200H93V198L91 199L92 195H91V197H88V196H90V194H88L87 192L84 193L86 195L88 194L86 197L91 199V200H88V202H83L84 204L88 203L90 205L89 213L91 212L92 217H93L91 219V214L87 213L88 211L85 209L86 207H84V206H87L88 204L87 205L82 204V201H87V199L77 198V199H82V200H76L75 203H77L79 201V202H81L82 205L79 204V202H78V205L75 204V205H77V208L76 209L73 208V209L77 210V211L74 212V213L75 214L79 213V214L82 215V213H83L82 211H84L85 214L86 215L88 214V217H89V218H86V215L84 214L85 216H81V219L85 217L86 220L82 219L81 221H77L78 217H77V215H76V217L73 216L74 215L73 214L74 210H72V207H75V206H73V203H71L72 201H70V200H72V199H69V196L72 198V196L81 189L79 187L80 184H81V181H79L78 179H82ZM97 178L96 179L93 178V179L97 180ZM142 178H144L146 180V182L144 180L145 183L148 182L147 183L149 185L148 187H146V184H145V187L149 188L148 191H146L145 187H144L145 190H144V188H142L143 187L141 185V183H143ZM157 178L158 179L160 178L159 179V181L161 180L160 183H159ZM38 179H40L41 181L38 180ZM72 179H74V181ZM75 179H77L78 182L75 181ZM192 179H193V182L191 181ZM63 180H65V181H63ZM95 180H93L94 181L93 184H95V182H96ZM29 181H31V182H29ZM35 181H37L38 184ZM49 181H53L52 185H49L50 184ZM68 181H70V183L71 182H73V183L70 184V183H68ZM27 182H28V184L30 183V184H33L34 186H36V187H34L33 185L29 184L30 186L34 187L35 189H31L32 187H30L28 184H25ZM62 182H66V185H64V183H62ZM79 182H80V184L78 186L77 184ZM84 182H86V183L84 184ZM120 182H121V180H120ZM130 182L135 183V184H133L134 186ZM67 183L70 184V186L75 184V183H77L76 185L80 189L79 188L77 189V186L73 185V186H71L72 188L76 187L73 190L68 185V187L71 189V190L70 189L68 190V188H66ZM98 183L96 182L95 185H97ZM115 183L117 184V186L120 184V185L125 187V189H123L124 187L121 186L122 189H123V192H125V190L128 189V187H126L127 184H128V186L131 185L133 187H135L136 184L140 185V187L136 186L137 188L139 187L138 188V193L141 194L139 192L140 188H142L141 190H144L143 193L149 192V190H150L149 193H151L152 195L154 194L153 196L157 197V198H155V197L153 198V196H151L154 200L152 198L151 199L154 202L157 199L159 201V204L160 203H162V204L166 203L168 201V199H169L168 204L167 203H166L167 205L165 204L166 207L164 206L166 208V210L164 208V210L166 212L163 213L162 210L160 211V214L163 213L166 216L163 215V214H161V216H160V214L158 213L159 214L158 218L160 217V220L157 218L156 214H155L156 216H154L155 208H153V211L151 210V208L153 206V201L151 199H149L151 194L149 196H147V197H149L147 199L148 201L146 200L147 197L144 198L145 199L144 201L142 199L141 202L145 203V201H146L147 204L146 203L145 204L147 206H149L147 208H149L151 210V212H153L154 218L155 219L157 218L156 220L154 218L150 219L151 218L150 215H149L150 218L148 217V215H147L148 218H146L144 216L145 217V221H143V220L141 221L140 220L141 218H139V220L141 221V224L142 223L146 224V221L149 222L150 220L151 221L155 220V221H153L155 223L150 221L152 223L151 224L149 222L150 225H152L151 227L147 223V226H148L149 229L147 228L146 225H144V229L142 228L143 224H142V226H141V224L139 225L140 228L143 229L144 234L142 233L143 232L142 230H141L142 232H140V228H139V233L140 234L142 233L143 236L145 235L143 243L140 242V241H142V240H140L141 237H139L141 235L138 236L139 240H140L139 243H140V245L143 244V246L138 247L139 245L132 246V244H130V248H129V246H128L129 244H127V243H129L128 242L129 239L127 240V238H126V241H127L126 244L122 243L123 241L126 242L125 240H122V242H121V238L122 237L120 238V241H119V237L121 236V234H120L121 230H120V232H117V234H116V230H117V227L122 229L121 224L123 225L124 220H122L121 217H120L121 218L120 219L119 217L115 216V214L119 211V207L117 208V205H116L117 203L116 202H118L117 200L120 198L119 196H121V198H120L121 200L123 199L124 196H123V192H120V190H121L120 185L118 186L120 190H118V187L116 188ZM35 184H37V185H35ZM41 184L43 186L48 184L49 186L43 187V189L41 191V188H42ZM54 184H56V185L57 184H59V185L61 184L63 189L61 187H59V185H57V187H56ZM111 184H114V185L112 186ZM159 184H161V185H159ZM23 185H25L24 187H27L26 185H28V190L29 191L30 190H35V193H37L36 194V198H37V195H39L38 197H40V198L43 195H45L43 197L44 199H46L48 197H51L52 200H55V201L57 200V202H54V203H56L58 205L60 204L59 197H58V199L52 197V196L55 195V193L53 194L54 187H56L58 190L60 188V191H62L63 193H67L65 195L60 196V194H63V193L61 192L59 194L58 192H60V191H58L56 188H55L56 191L54 190V192H57V194H59V196L61 198L60 199L61 207H60V205H59V208L57 207L56 210L58 212L55 210L57 214H60V215H57L56 219L57 218L58 219H62L63 218V222H62V220L61 221H58V219L56 220L55 219L56 215L54 216V211L52 212V210L49 209V207L50 208L53 207L55 209L56 208V204H55V207L54 206L51 207L49 203L52 200L49 201L50 198H48L47 199V202H48L47 204H49V206H48L47 204H45L46 200H44L45 201L44 202L42 200V198H41V199H39L40 202H38L37 204H39V206H42V205H40V203H43V205H45V206L47 205V208L50 210V212L52 213L53 218H54L53 219L51 217L52 219L48 220V217H50V215L47 213V215H45L46 218H47L46 220H48V222H47L45 220V218H43V217H45L44 214H46V213H44L45 211L43 212V214H42L41 211H43V210L47 211L48 209H46L45 206H44L43 208H45V209H42V207H41V210H40L38 205L35 208V206L32 205V204H34L33 203V199L35 197L31 196V195L34 194V192L30 191V193H29V191L26 190L23 187ZM52 186H53V188H52ZM86 186L87 185H85L84 190L87 191L88 188L86 189ZM91 186L93 188H91ZM131 186H129V188H131ZM83 187H82V190H81L82 192H84L83 191ZM36 188H39L40 191H39V189L37 190ZM45 188H46V190H47V188L52 189V192L48 189L52 194H50V192L49 191L47 192L46 190L45 191L47 193L44 192L43 190ZM75 189H77L78 191L76 192ZM63 190H65V191L67 190V191L64 192ZM259 190L262 192L261 196L258 195V193L259 194L261 193ZM38 191L41 192L43 195L41 196V193L39 194ZM70 191L73 193V195H71L72 193ZM74 191H75V193H74ZM68 192L71 193V194L69 193V196H67ZM78 193L76 195H78ZM149 193H147V194H149ZM101 194H102V192H101ZM125 194H126V192H125ZM127 194L129 195V193H127ZM5 195H6V198H4ZM26 195H30V196L28 197ZM46 195L47 196L49 195V196L46 197ZM76 195H74V197ZM79 195H80V197L83 196L81 192L79 193ZM128 195L126 196V198L128 197V201H127L126 204H128V203L130 204L129 200L131 199L132 196H133V198L137 196V195H131V197H129ZM144 195H146V194H144ZM63 196L64 197L67 196V199H69L68 201L65 200V202H67V205H69L68 202L72 204V207H70L71 205L68 206V207H70L69 209L72 211L71 213H72V216L74 217V219H73V217H72V219L70 218L71 216H70L69 209L66 210L67 209L66 208L67 205L65 204L64 201H62ZM115 196H116V199H115ZM141 196H143V194ZM167 196H170V197L172 196L174 198V200H173L174 202H175V199H176V203L173 204V202L171 201L173 198L171 197L172 198L171 199L170 197H167ZM7 197H8V201H7L8 203H4L5 200H7ZM30 197H32V200H31ZM56 197H57V195H56ZM74 197H73V200H75V198L77 196L75 198ZM83 197H85V196H83ZM106 198H108V199H106ZM137 198H139V197L137 196L135 199H137ZM1 199L4 200V201H2ZM25 199H27V200H25ZM28 199H30V200L28 201ZM111 199H113V200L115 199L114 201H116V202H113V203H115V205L112 203L113 200H111ZM135 199H134V201H136ZM9 200H10V202H9ZM12 200H14V201H12ZM22 200H23V203H26V204L29 202L28 203L29 207L26 204H22ZM36 200L38 201V199H36ZM41 200H42V202H41ZM124 200H122V201H124ZM137 200H141V199H137ZM149 200H150V202H149ZM163 200H165L166 202L165 201L163 202ZM30 201H32V202H30ZM177 201L178 202L180 201L181 205L183 207L181 205L179 206L180 203H177ZM190 201H192L193 203L192 202L190 203ZM62 202L65 204V206H64V204ZM106 202L108 204H110V203L113 204L117 209L113 205L109 206ZM121 202L118 203L119 206H120ZM171 202H172V204H171ZM14 203H15V205L17 203V205H16L17 207L16 208L12 207V206H15ZM54 203L53 204L51 203V204L54 205ZM105 203H106L105 207L108 205L109 209L113 210L112 208H114V211H112V213L114 212V215L112 213H111L112 215L109 214V212H110L109 209L105 210V207H104ZM122 203H125V202H122ZM136 203H137V206H138V203L140 204V202H136ZM144 203H141V204H144ZM151 203H152V206H151ZM155 203H154V206H155ZM189 203H190V205H189ZM126 204H125V206H127V207L130 206V205L128 206ZM159 204H158V202L156 203V205H158L159 209H161L163 206L161 207L162 204L161 205H159ZM24 205H25V208H26V206L28 208H26V209L24 208L23 209L22 207H24ZM62 205H63V209L65 207L66 211L63 210V212H62ZM79 205H81V206H79ZM89 205H88V207H89ZM123 205L124 204H121L120 207L125 209L126 207H122ZM31 206L34 207L35 209H32ZM168 206L170 207V209H169ZM187 206H188V208H190V207L192 208L191 211H193L195 209L199 210V208L201 207L202 209L200 208V210H199L201 214H199V211L198 212H194V211L191 212L190 210H188ZM9 207H10V209H9ZM78 207H82V210H80L81 208L79 209ZM138 207H142V205L141 206L139 205ZM155 207H157V206H155ZM158 207H157V209H158ZM180 207H181V209H180ZM29 208L32 209L31 211H33L32 213H31V211H30V213L27 211L29 214H31L30 216L27 215L28 213L26 212V210L29 209ZM37 208L39 209L40 212L38 211ZM59 209H60V211H59ZM78 209H79L80 212L78 211ZM115 209H116V213H115ZM124 209H122V211ZM167 209H169V210L167 211ZM203 209H205V210H203ZM126 210H127V208H126ZM35 212H36V214H35ZM105 212H106V217H107V215L115 216V217H112L111 220L109 218L110 216L107 217L108 220L104 217L106 219V221H109V222L112 221L113 222L114 220H116V219H113V218H119L120 220H122V222H119L120 220H117L118 222L114 221V223L111 222L110 224H112V225L114 224L115 225V223H116V225H117L118 223H121L120 226H117V227L113 226V229L110 230V228L108 226L109 224L108 225H104V224H106V221L103 219V216H105ZM120 212H121V210H120ZM151 212L149 214H151ZM182 212L186 213V214L194 213V215L192 214V216L191 215L190 216L187 215V218H188L187 220L190 219V222H188L187 220H185V221H187L186 223L184 222V219H186L185 218L186 214H184V216L181 217L180 215H182ZM6 213L8 215L10 213L15 214V215H12L13 216L12 220H10L9 218L6 217L7 216ZM33 213L36 215V216L34 215L35 216L34 218H35L36 222H39L38 224L35 223V221L33 222L34 219L32 221L30 220V219H32L30 217H33ZM37 213H38V215L42 214L41 215L42 217L38 216ZM62 213H63V215H65V213L67 214V217H66L67 220H66V218H64V216L61 217ZM121 213H119V215ZM196 213H198V214H196ZM25 214L27 215V217L29 216L28 217L29 221L32 222V223H29L30 225L27 224L28 220H26V219H28V218L26 217ZM79 214H78V216L80 217ZM145 214H148V213H145ZM195 214H196L197 217L195 216ZM23 215H25V219L22 218ZM116 215L119 216L118 214H116ZM137 215H138V212H137ZM141 215H139V216H141ZM18 216L20 217V219L22 218V222H23V220L24 221L26 220V222L22 223ZM178 216H180V217L178 218ZM8 217H11V214ZM14 217H18V218L15 219ZM36 217H37V219H36ZM59 217H61V218H59ZM161 217H162V219H165V220L162 221ZM165 217H167L168 219L165 218ZM191 217H193V219ZM4 218H5V220H3ZM39 218L41 220L44 219L43 221H46L45 227L48 229V230H46L47 232L44 229L45 238H44L43 241H42V239L44 237V235H43L44 232L42 233L41 231H39V232L36 231L35 234L38 235L40 233L39 235H41V236L43 235L40 238V240H39V235L38 236L34 235V232L32 231V230L35 231V229L37 230L38 226H39L38 227L39 230L42 229V227L45 228L44 224H43V226L41 225L43 223V221H42V223H40L41 220H39ZM135 218H138V217H135ZM176 218H178V219L184 218V219H180V220L183 221V223L181 222L182 224L181 223L179 224L178 219L176 220ZM17 219H19V220H17ZM68 219L69 220L71 219V221H68ZM89 219H91V221H93V219L95 221H97L98 222L97 225H99L100 223L103 222L104 224L102 223V225H104V227L101 224H100V227L99 226L97 227L96 224H93L97 228H95V226L93 228V226L90 225V228L92 229V232H90L89 229L86 230L87 228H85V226H86L85 223L87 222V220L89 221V224L97 223L95 221L91 222ZM142 219H144V218L142 217ZM148 219H149V221H148ZM191 219H192V221H191ZM6 220H7V222L4 223ZM13 220H15L16 222L12 223ZM37 220H39V221H37ZM54 220H56L57 222H61L63 226L61 225V223L60 224L54 223ZM74 220L76 221V223L79 222L78 224L82 228L80 226H78L75 222L73 223ZM157 220H159V223L157 222ZM18 221H20L22 223L21 227L23 226V228H21V229H23V230H24V228L27 227L26 226V224H27L28 225V227H27L28 230L27 229H25V230H27V232H28L30 230V228H31V231H32V232L30 231L31 232L30 233L31 236L33 235V236L38 237V240H34V237L33 238L30 237V235H28L29 238L24 236V235H22V237H21L20 235L24 232L23 230L19 231V229L16 230V229L13 228L16 231H14V230L12 231V224H13V227H15V228L16 227H18V228L20 227V226H15L14 225V223L16 225H17V223L19 224L20 222H18ZM140 221H139V223H140ZM160 221H162L163 223L171 221L172 223L170 222L169 224L167 223V225H165V224L161 223ZM49 222L53 223V224H51V229H53V226L55 227L54 229H56L55 225H57L59 230H60V227H62L63 231H66V232H67L68 228L71 230V231L69 230L70 232H73V230L76 229V228H73V230H72V227H76V226H73V224L77 225V228H78L77 230L79 232H80V230L82 231L85 228L84 230L86 231V234H85L86 237L84 236V238H83L84 234L82 235V232H81V236H80V233H78L77 231H74V232H76V234L73 232V234H74L73 237H75V238H73L72 235H69V233H68L69 231L67 233L66 232H62L61 231L62 229H61L60 233H63V234L65 233L64 235H61L59 232H57L59 230L56 229V232L58 234H60L58 237L63 236L62 238H63L64 241L62 240V238L61 239L59 238L58 239V243H60V244L62 243L63 244L62 247H64V248H66V246L68 244L67 241L65 242V240H68V242H69V241H71L70 238L71 239L73 238V240L77 238L76 240H78L79 237L80 238L82 237L83 239L82 238L81 239H82L83 242H81L82 243L81 245L79 243L80 240L75 241V242L79 243L78 245H80V247H79L80 249L77 248V246H73L74 249L71 248L72 250L70 248L62 249V247H58L57 246V245L61 246L60 244L56 245L57 242L55 244H53L54 241H57L54 238L57 239L56 235H58V234L55 232L56 233V235H55L54 234V230H49L50 229V227H48L50 225ZM80 222H82L83 224L80 223ZM109 222H107V223H109ZM175 222L176 223L178 222V223L175 224ZM2 223L5 224V225H3ZM66 223L67 224L71 223L70 224L71 226H68V228H67V224ZM23 224H25V226ZM32 224H33V226H31ZM35 224H37V225H35ZM46 224H47V226H46ZM86 224H87V227H88L89 226L88 222ZM58 225H60V227ZM64 225H66V228H67L66 230H65V226ZM82 225H85V226H82ZM112 225H110L111 228H112ZM4 226H6V228H4ZM145 226L148 229V230H146L147 233L145 232V229H146ZM2 227H3L4 230L2 229ZM153 227H155L154 228L155 230L153 229ZM150 228H152V229H150ZM93 230H95V232H96L95 234H93V232H94ZM100 230L102 231V233H99V232H101ZM17 231H19L18 233H20V234H17ZM21 231H23V232L21 233ZM48 231H51L56 237H54L53 234L50 233V232H49V234H46V233H48ZM2 232H4V233H2ZM15 232H16V234H15ZM27 232H25V234H28ZM87 232H89V233H87ZM50 234H52V237H53L52 239L50 237ZM87 234L90 235V237L87 236ZM77 235H79V237ZM115 235H118V237L115 236ZM154 235H157V237H154ZM1 236H2V238H1ZM93 236H95V240H93L94 239ZM19 237H21L23 240H24V238L28 239V240H27V242H26V240L20 242L21 238H19ZM36 237H35V239H36ZM88 237H89V239L91 238V240L86 239ZM115 237L118 238L117 242L119 244L117 242H115L116 240L114 241ZM9 238H12V239H9ZM17 238L20 239V240H18ZM30 238H32L33 240H31ZM158 238H160V239H158ZM29 239L32 241V243H31V241H29ZM84 239L86 241H90V244H89L90 246L89 247L87 246L88 244L86 245V243H89V242L84 241ZM123 239H124V237H123ZM142 239H143V237H142ZM59 240H61V241H59ZM73 240H72V242H74ZM51 241H53V242H51ZM72 242H69L68 246L74 245L75 242L73 244H72ZM144 243H146V244L148 243V246L146 244H144ZM151 243H153V245H155V247L152 246ZM92 244L93 245L95 244V245L93 246ZM43 245H46V247H48L49 250H47V248L45 246H44V248H45L44 249ZM127 246H128V248H127ZM144 246L147 249V251L145 250V248H144V251H143V248H141V247H144ZM149 246H151L152 249L154 247L155 250L153 249L154 251L152 252L151 250L148 249ZM1 247L3 248L4 246H1ZM70 247H72V246H70ZM105 247H106V250H105ZM136 247H138L139 249L141 248V249L139 250ZM126 248L128 250L132 249V252L130 251L131 252L130 253L128 250H125ZM60 249H62V250H60ZM93 249H94V251H93ZM101 249H103V250L100 251ZM136 249H138V250H136ZM121 250L124 251V253H127V251L129 252V253H127L128 255H126V256H128V259H126L127 257L125 256L124 253L122 254L120 252ZM260 250H261V252H260ZM33 251H34L35 255H34V253L32 254ZM45 251H43V252H45ZM149 251H151V252L149 253ZM78 252L76 254V255H78L77 256L78 259L76 258L74 260V262L75 261L76 262L80 261V259H81L80 255L82 256L83 254L84 255L82 256V259L85 258V256H86V259H87V260L84 259L87 262L85 264H88V260H90L89 263L92 262V260L94 262V259L96 260L95 257H94V259L92 258L93 256H91V257L89 256L90 257V259H89L87 254H85L84 252L83 253H80V252L78 253ZM93 252H94L95 255L93 254ZM63 253L65 255L67 252L63 251ZM116 253L120 254V255H117V258H115L116 257L115 255L112 256V254H116ZM135 253H137V254H135ZM151 253H152V255H150ZM1 254H2V252L0 251V255ZM15 254L18 255L17 256L18 261L16 260V255ZM30 254H32L35 257L34 259H37V260H35L36 263L32 262L33 257H32V255L30 256ZM12 255H14V256H12ZM67 255H68V253H67ZM2 256L3 255H1L0 257H2ZM51 256H52V259H54V260L51 259ZM6 257L7 256H4L3 258H5V260H6ZM31 257H32V259H29ZM123 257L125 258V261H124ZM3 258H2V260L5 261ZM84 260H83V262L81 261L82 262L81 264H84ZM103 260H104V258H103ZM16 261H17V263H16ZM56 261L54 263L57 264ZM30 262H32V263H30ZM129 262L127 264H131ZM150 262H149V264H150ZM54 263L52 262V264H54ZM92 263H90V264H92ZM94 263L97 264L96 261ZM101 263L102 264H106L107 262L105 263V261H104V262H101ZM113 263H110V264H113ZM58 264H59V262H58ZM77 264H78V262H77ZM107 264H109V263H107Z\"/></svg>", "mask_w": 264, "mask_h": 264}, {"label": "bare ground", "instance_id": "6f19581e", "mask_svg": "<svg viewBox=\"0 0 264 264\" xmlns=\"http://www.w3.org/2000/svg\"><path fill=\"white\" fill-rule=\"evenodd\" d=\"M0 1H1V0H0ZM6 1H7V0H6ZM12 1H14V0H12ZM29 1H30V0H29ZM74 1L76 2L77 0H74ZM74 1H73V3H75ZM78 1H79V0H78ZM85 1L88 2L87 0H84V4H83V5H85ZM94 1H95V0H94ZM120 1H121V0H120ZM125 1H126V0H125ZM125 1H123V2L125 3ZM134 1H135V0H133V2H134ZM137 1H138V3H136V4H135V3H132V6L134 5L133 7H135V5H136V7H137V5L140 4V2H139L140 0H137ZM137 1H136V2H137ZM147 1H148V0H147ZM147 1L145 0L146 3H148ZM153 1H155V3H156V0H149V5H151V7H152V5L158 7V5H161V3H163V0H162L161 2L158 0L160 3L158 2L159 4L156 3V5H154V2H153ZM182 1H183V2H182ZM186 1H187V2H188V1L191 2V0H186ZM186 1H185V0H181V2L183 3L182 6H183L184 4H186V3H184V2H186ZM192 1H193V0H192ZM226 1H227V2L229 1L228 3L231 2L230 5H227L228 7H224V6L222 7V5H221V6L219 5V6L221 7V8H219V9L222 10V8H223L222 13L227 12V14H228V12L230 11V15H231V13H234V12H233L234 10H233L232 8H234V7L237 8L238 3H240V2L242 3V1H245V0H226ZM226 1L224 2V5H226V4H225ZM248 1H249V0H248ZM254 1H256V0H253V3H252L253 5H251V6L248 5V6L251 7V8H250V7H247L248 9H250L248 12H249L251 15L254 13L253 16H254L255 14H257V15L260 16V14H259L260 12H258V10H257V12H256V11H253V13H252V10L256 8V7H253V6L257 5V7H258V3H257V1H256V2H254ZM262 1H264V0H262ZM3 2H4V0H3ZM46 2H47V0H46ZM81 2L83 3L82 0H81ZM81 2H80V3H81ZM89 2H92V1H89ZM95 2H96V1H95ZM116 2H118V1H116ZM121 2H122V1H121ZM121 2H120V3H121ZM130 2H131V0H130ZM143 2H144V1L142 0V3H143ZM145 2H144V3H145ZM151 2H153V3L151 4ZM175 2H177V1H174V0H171V1L168 0V1H167V0H165V3H164V4H166V5H165V6H164V5H163V6L161 5V7H160V6L158 7V8H160L159 12H161V14H162V12L166 11V12L164 13L165 16L162 14V16L166 17V19H165L164 17H159L158 19H157V17H155L156 20H160V21H159L160 23H162V21H163V23H164V22L167 23V26H165V24H164V26H165L166 29L162 26V27L164 28L163 30H165V34L168 32V29H169V28H167V27L170 25V21L172 22V21L176 20V22H172V25H171L172 30H174L173 28L176 29L177 26H178V25L176 26V25H174V24H179V23H177V22H178V20H180V18H178V16H175L174 14H175L176 12H177L176 15H180V14H182V13L184 14V13H185V10H187V8H190L191 5L193 4L192 2H191L192 4H188V3H190V2H188V3L186 4L185 7H181V8H182V10H181L182 12H181L180 9L177 7V8H178L177 10L180 11V12H178L177 10H175V7H174ZM245 2H246V1H245ZM251 2H252V0L249 1V3H251ZM1 3H2V1H1ZM1 3H0V32H1L0 35H3V36H2V37L0 36V87L3 86V85H5V86H7V87H6V89H7L8 86H9V84L6 85L7 83H6V84H2V83L4 82V80H5V81H6L7 79L9 80V77H10V74L8 73V71L10 70L9 68L12 67V65L14 64L15 59H16L17 57H19V56L17 55V51L15 52V47H16V46L14 47L15 44H14L13 40L11 39V38H12L11 36H14V37H15V40H16V38H18V36H20V33H19V35H18V33H15V34H13V35H11V36H10V35H8V36L5 35L7 32H10V30L12 31V28L14 27V24L16 23V22H13L14 20H12V18H13L14 16H13V14H12L11 11H13V12L16 11V8H18V6H17V7L15 6V5H16L15 2L13 3V5L10 4V6L12 5V6H11L12 8H15V10H14V9H11V7H10L9 4H8V2L6 3L7 5H3V3H2V4H1ZM4 3H5V2H4ZM11 3H12V2H11ZM118 3H119V2H118ZM142 3H141V4H142ZM144 3H143V4H144ZM146 3H145V4H146ZM177 3L180 4V5H178V6L180 7V6H181V3H180L179 1H178ZM177 3H176V6H177ZM232 3H233V5H231ZM249 3L247 2V4H249ZM254 3H255V4H254ZM256 3H257V4H256ZM92 4H94V3H92ZM92 4L90 3V4H87V5H88V6H89V5L91 6ZM114 4H115V3H114ZM114 4H113V5H114ZM121 4H123V3H121ZM128 4H129V2H128ZM141 4L139 5L140 8H143V7H144L145 10H144V8H143L144 11L141 10L142 13H141V14L139 13V15H141V16H140L141 18L145 16V19H147V20L145 21V24H146V23L149 24L150 22H147V21L149 20V19H148L149 17L147 18L146 16H148V15H149V16H153V17H154V16H158V15H159V14H158V11L153 10L154 8H151L150 6H149V8L146 9L147 5H145V4H144V5H143V4L141 5ZM220 4H221V3H220ZM222 4H223V3H222ZM243 4H244V2H243ZM247 4H245V8H244V9L241 8V7H240V8H241V9H240L239 6H241V5L239 4V5H238L239 10H238V11L235 10V13H237V12H239V11H242V10H243V11L248 10V9L246 8ZM262 4H263V2H262ZM74 5L76 6V4H74ZM79 5H80V4L77 3V6H76V7H78ZM81 5H82V4H81ZM118 5H119V4H118ZM263 5H264V4H263ZM4 6H6V7L8 6V7H7L8 10H7V8L4 7ZM13 6H14V7H13ZM88 6H87V8H88ZM90 6H89V8L92 7V6H91V7H90ZM114 6H115V5H114ZM114 6H113V7H114ZM116 6H117V5H116ZM119 6H120V5H119ZM122 6H124V8L121 9V12H123V13L120 14V15H121L122 18H123V16L126 17V16L128 15V14H127L128 10H129V7H128V6H130V4L127 5V1H126V5L123 4ZM125 6H126V7H125ZM132 6H131V7H132ZM141 6H142V7H141ZM145 6H146V7H145ZM166 6H167L168 9H166ZM187 6H188V7H187ZM80 7H81V6H80ZM83 7H84V10H85V11H84V10H83V11L81 10L82 7H81V9H80V8H78V9H80L82 12H86V9H85L86 6H83ZM95 7H96V6H95ZM156 7H155V8H156ZM162 7H163V9H164V7H165L166 10L164 9V11H162V10H163V9H161ZM186 7H187V8H186ZM209 7H211V6H209ZM215 7H216V5H215ZM242 7H244V5H242ZM260 7H261V5H260ZM89 8H88V9H89ZM96 8L98 9L99 7H96ZM119 8H121V7H119ZM138 8H139V7H138ZM140 8H139V10H140ZM158 8H156V9H158ZM183 8H185V10H184ZM226 8L228 9V11L225 10ZM238 8H237V9H238ZM263 8H264V7H262V10H263ZM91 9H93V8H91ZM91 9H90V10H91ZM115 9H116V7H115ZM130 9H131V8H130ZM230 9H232L233 11L231 12ZM245 9H246V10H245ZM251 9H252V10H251ZM10 10H11V11H10ZM17 10H18V9H17ZM27 10H28V8H27V9H24V12H25V11L27 12ZM29 10H30V12L34 15L33 11H31L32 9H29ZM29 10H28V12H29ZM137 10H138V9H137ZM137 10H136V9H134V10L131 9V14H132V16L134 17V19H136V17H135L136 15L134 16V14H136V13L139 12V11H137ZM183 10H184V11H183ZM224 10H225V12H223ZM259 10H260V9H259ZM262 10H261V11H262ZM8 11L12 14V17H11V15H9L10 13H8ZM114 11H115V10H114ZM117 11H120V9H118V10L116 9V12H117ZM133 11L136 12V13L133 14V13H132ZM175 11H176V12H175ZM236 11H237V12H236ZM24 12H23V14H24L23 16H25V14L28 13V12H27V13H24ZM87 12L90 13L89 10H88ZM91 12H92V10H91ZM94 12H96V11L94 10ZM94 12H93V13H94ZM116 12H115V13H116ZM186 12H187V11H186ZM188 12H189V10H188ZM210 12H212V10H211ZM218 12L221 13L219 10H218ZM218 12H217V13H218ZM246 12H247V11H246ZM246 12H245V14L247 15ZM263 12H264V10L262 11V14H261V15H263ZM119 13H120V12H119ZM125 13H126V14H125ZM129 13H130V10H129ZM235 13H234V14H235ZM240 13H241V12H240ZM240 13H239V14H235V15H237V16H238V15H240V16H241V15H242V16L245 15V14L243 15L244 12H243L242 14H240ZM28 14H29V13H28ZM28 14H27L26 17L30 16V15H28ZM32 14H31V15H32ZM90 14H91V13H90ZM111 14L114 15L113 11H112ZM117 14H118V13H117ZM117 14H116V15H117ZM123 14H124V15H123ZM234 14L232 15L233 17H235ZM33 15H32V16H33ZM139 15H138V17H139ZM228 15H229V14H228ZM246 15H245V16H246ZM257 15L254 16V17H251V16H250V17H251L250 19H247L248 15H247L246 19H243L244 17H243V18L241 17V18L244 20V24H243V22H241V23H240V22L237 23V25L239 24L240 26H241V24H243V27H244L245 23H246V25H249V28H250V29H249V31H248V33H247V37H246L247 39L245 38V36H242V35L239 36V34H238V33H239L238 30H240V28H241V27H240L238 30L236 29V31H237V35H236V33H235L234 35L231 34V32L228 33L229 30H228L227 33H226V32H225L226 30H224L222 33L225 32L224 35L227 36V37H229V40H228L227 38L225 39V36H223V38H224L223 41H224V40H225V41H224V42L222 41V42H223L225 45H227V44L229 43L228 41H230V42L232 43V40H233V39L231 40V37L228 36L227 34H231L233 37L235 36L234 38H238V37H239V38L241 39L240 41H242V39L244 40V38H245V40H248V36H249V40H250V35H248L249 32L252 33L251 35H253L254 38L257 37V36H259V35H262L261 38H263V37H264V31H263L262 29H264V28H262V26L264 25V24H263V23H264V20H263L262 25L260 26V24H261V22H262V21L260 22V19L262 18V16H260V18H259ZM32 16H31V17H32ZM130 16H131V15H130ZM130 16H129V18H130ZM174 16H175L177 19H176V18L174 19ZM183 16H184V15H183ZM237 16H236L235 18H237ZM180 17H181V15H180ZM263 17H264V16H263ZM129 18H128V16H127L126 21H128ZM131 18H132V17H131ZM141 18H140V20H141ZM151 18H152V17H151ZM160 18H161V19H160ZM163 18H164V20H163ZM18 19H19V18H18ZM18 19H16V21H17ZM120 19H121V18H120ZM134 19H133V21H134ZM137 19H139V18H137ZM143 19H144V18H143ZM145 19H144V20H145ZM155 19L153 20V18H152V19H150V21L153 20V22H155ZM237 19H238V18H237ZM262 19H264V18H262ZM124 20H125V19H124ZM124 20L121 19V22H123ZM130 20H131V19H130ZM239 20H240V17H239L238 21H239ZM118 21H119V19H118ZM126 21H125L124 23H126ZM133 21H132V20H131V21H128V23L130 22V24H129L128 26H126L128 23H127V24H123V27H125V28L127 27L126 29H125V28L122 29L123 27H122V28H121V27H120V28H117L118 30H119V29H120V30H119V32H118V30L116 29V31H114V34H116L115 32H117L118 35H119V34L121 35L120 32L123 31V33H124L125 30H129L128 27H129V28L132 27L133 29L136 28L138 22L135 21L136 23H132ZM153 22H152V23H153ZM157 22H158V21H157ZM236 22H237V21H236ZM131 23H132V24H135L136 26L131 25ZM141 23H142V22L140 21V25H143V27H144L145 24H141ZM163 23H162V24H163ZM12 24H13V26H12ZM121 24H122V23H119V25H121ZM162 24H161V25H162ZM119 25H118V26H119ZM130 25H131V27H130ZM140 25H138V27H139ZM150 25L153 26L154 24H151V23H150ZM158 25H159V23L157 24V26H158ZM173 25H174V26H173ZM116 26H117V25H116ZM121 26H122V25H121ZM146 26H148V25L146 24ZM157 26H156L155 29L159 28V27H157ZM159 26H160V25H159ZM259 26L261 27V29L259 28ZM143 27H142V30L144 29L143 32L145 33V28H143ZM162 27L160 26V28L157 29V30L155 31V34H153V35H152L151 32H149V30H150V26L147 27V28H149V29H148V31H146V32H149L152 36L157 35V38L159 37L158 39H155L156 37L153 38V39H155L156 41H158V42L156 43L157 45H159L158 43L161 41L160 37H162V39H165V38H163V37H164V35H163L164 32L161 30ZM237 27H239V26H237ZM243 27L241 28V30L243 29ZM132 28H131V29H132ZM147 28H146V30H147ZM152 28H153V27H152ZM233 28H234V27H232V29L230 28L231 31H233ZM235 28H236V26H235ZM235 28H234V29H235ZM244 28H248V26H246V27H244ZM257 28H259L261 31H260L259 29H257ZM13 29H14V28H13ZM121 29H122V30H121ZM131 29H130V30H131ZM133 29H132V32H133V33H131L130 38H131L132 36H134L133 41L136 42L137 40H135V38L137 39V36L135 35L136 33H134V31H136L137 28H136L135 30H133ZM139 29H140V28H139ZM179 29H180V28H179V26H178V28H177L176 30H178V32H179ZM228 29H229V28H228ZM251 29H253V30H254V29H257L258 33H259V31H260V33H261V32H263V33L258 35L257 32H256V30H254V32H253V30H251ZM14 30H15V29H14ZM14 30H13V31H14ZM166 30H167V31H166ZM170 30H171V29H170ZM172 30H171V31H172ZM176 30H175V31H176ZM244 30L246 31V30H248V29H244ZM244 30L240 32L241 34L244 32L243 35L246 34ZM250 30H251L252 32H251ZM13 31H12V32H13ZM81 31H83V30H81ZM140 31H141V29H140ZM150 31H151V30H150ZM175 31H173L174 34H175V33H178L177 31H176V32H175ZM236 31H233V33L236 32ZM2 32H5V34H3ZM85 32H86V31H85ZM138 32H139V30H137V33H138ZM152 32L154 33V30H153V29H152ZM169 32H170V31H169ZM169 32H168V33H169ZM83 33H84V32H83ZM126 33L129 34L130 32L128 31V32H125V33H124V35L126 36V37L124 36L125 38H124L123 36H122V38H119L120 35L118 36V38H119V39H127V38H129V37H127V36H129L130 34L128 35V34H126ZM139 33H140V32H139ZM141 33H142V32H141ZM141 33L138 34V38H141V37H142V36H141ZM179 33L184 34V33L181 32V30H180ZM179 33H178V35H179ZM253 33H254V34H257V35L255 36ZM7 34H8V33H7ZM132 34H133V35H132ZM171 34H172V33H171ZM171 34H168V35L166 34V35H167V36H170ZM181 34H180V36H182ZM186 34H187V33H185V36H184V37H185V38H186V37H189V34H190V33L188 34V36H187ZM16 35H18V36H16ZM116 35H117V34H116ZM122 35H123V34H122ZM143 35H144V34H143ZM147 35H148V38H150V36H149L148 33H147ZM175 35H177V34H175ZM9 36H10V37H9ZM49 36H50V35H49ZM112 36L114 37L113 34H112ZM135 36H136V37H135ZM139 36H141V37H139ZM167 36H166V37H167ZM172 36H173V34H172ZM180 36H178V37H180ZM237 36H238V37H237ZM253 36H251V38L254 40ZM3 37H4V38H3ZM86 37H87V35H86ZM86 37H85V39H86ZM91 37H93V36H91ZM144 37L146 38L147 36H144ZM144 37H142V38H144ZM178 37H176V36H174V37H170V38L168 37V38H169V43H168V44L170 45L171 42H173L174 45L177 44V46H178L179 41L177 42V40H176ZM233 37H232V38H233ZM115 38H117V37L115 36ZM130 38L127 39V40H129L127 44L130 43V40L132 41V38H131V39H130ZM172 38L175 39L177 43H174L175 40H173ZM185 38H184V39H185ZM239 38H238V39H234L235 41L233 40V43H232V44L234 45V42H235V44L238 43V44H237L238 46L241 45L242 43L239 41ZM146 39H147V38H146ZM146 39H145V40H146ZM166 39H167V38H166ZM190 39H192V37H191V38L189 37V40H190ZM252 39H251V40H252ZM257 39H258V38H257ZM82 40H83V39H82ZM90 40H91V39H90V37H89V38L87 39V41H90ZM92 40H95V39L93 38ZM140 40H141V39H140ZM151 40H152V37H151ZM159 40H160V41H159ZM180 40H181V39H180ZM186 40H187V38H186ZM186 40H184V41H186ZM189 40H187V41H189ZM236 40L239 41L241 44H240L239 42L236 43ZM245 40H244L243 42H245ZM251 40H250V41H251ZM253 40H252L251 42H253ZM261 40H263V39H261ZM261 40L259 39V41H261ZM84 41H86V40H84ZM123 41H124V40H123ZM142 41H143V40H142ZM148 41H150V39H149ZM181 41H182V40H181ZM250 41H248V43H250ZM255 41H256V40H255ZM255 41H254V42H255ZM257 41H258V40H257ZM263 41H264V40H263ZM82 42H83V41H81V42L79 43V45H82V44H81ZM90 42H91V41H90ZM90 42H89V43H90ZM126 42H127V41H126ZM126 42H125V43H126ZM135 42H134V43H135ZM144 42H147V41H144ZM144 42H142V44H143ZM153 42L155 43V41H153ZM164 42H165V41H164ZM167 42H168V40H167ZM226 42H227V43H226ZM261 42H262V41H261ZM16 43H18V42H16ZM84 43H86V42H84ZM89 43H88V44H89ZM93 43H94V41H93ZM131 43H132V42H131ZM136 43H137V42H136ZM150 43H151V45H153L152 41H151ZM150 43L148 42L147 45H146V43L143 44V45H146V46H145V48H146V47L150 46ZM257 43L259 44V42H257ZM86 44H87V43H86ZM86 44H85V45H86ZM94 44H95V43H94ZM94 44H93V45H94ZM127 44H125L126 47L128 46ZM142 44H141V45H142ZM160 44H161V42H160ZM166 44H167V43H166ZM166 44H164V45L166 46ZM173 44L171 45L170 48L168 47V48H169L168 51H170V49H172ZM181 44H182V42H181ZM181 44H179V45H181ZM229 44H230V43H229ZM229 44H228V45H229ZM243 44L246 45V44H247V41H246V44H245V43H243ZM258 44H257V45H258ZM260 44L263 46V45H264V42H262V43H260ZM17 45H18V44H17ZM76 45H78V44H76ZM76 45H75V47L77 48ZM79 45H78V46H79ZM93 45H91V46H93ZM96 45H97V48H98V46H99L100 44L98 45V43H96ZM133 45H137V44H133ZM133 45H130V44H129V46H133ZM157 45L155 46V44H154L155 47H157ZM162 45H163V43H162ZM169 45H168V46H169ZM230 45H231V44H230ZM244 45H243V47H244ZM70 46H71V45H70ZM82 46H84V45H82ZM82 46H81V51H82V49H83ZM88 46H89V45H88ZM94 46H95V45H94ZM94 46H93V47H94ZM102 46H104V45H102ZM129 46H128V47H129ZM138 46H139V45H138ZM160 46H161V45H160ZM165 46H163V47H165ZM177 46H175V48H176ZM262 46L260 47V45H259V47H260L261 50L264 49V48L262 49ZM79 47H80V46H79ZM86 47H87V46H86ZM86 47H84V48H86ZM89 47H90V46H89ZM100 47H101V45H100ZM133 47H134V46H133ZM133 47H132V48H133ZM139 47H140V46H139ZM139 47H138V48H139ZM142 47H143V46H142ZM142 47H141V48H142ZM155 47H154V49H156ZM163 47H159V46H158L159 49H160V48H163ZM180 47H181V46H180ZM180 47L177 48V49H180ZM71 48H74V46L71 47ZM87 48H88V47H87ZM91 48H92V47H90V49H91ZM104 48H105V46L103 47V49H104ZM130 48H131V47H130ZM132 48H131V51L133 50V51L135 52V54H136V52L139 50V49L137 48L138 50L136 51V49H132ZM134 48H136V47H134ZM148 48H150V47H148ZM158 48H157V49H158ZM173 48H174V46H173ZM78 49H80V48H78ZM90 49L88 48V50H90ZM93 49H94L95 51H91V50H90L91 53H93V52L95 53L97 50H98V51H99V50L101 51L102 48H101V49H97V50H96L95 48H93ZM146 49H147V48H146ZM150 49L152 50V49H153V46H152V48H150ZM166 49H167V48H165V50L162 49V51L160 50L161 53L163 52V50H164L165 52H167ZM16 50H17V49H16ZM88 50L86 49V51H88ZM105 50L108 51L107 48H105L104 50L101 51V52L104 51V55L108 53V52L106 53ZM143 50H144V49H143ZM174 50H175V49H174ZM174 50H173V49L171 50V51H172L171 53H173V55H175L176 53L179 52L178 50H177L178 52H173ZM76 51H77V50H76ZM76 51L73 50V52H71V51H70V52L73 54L74 52L76 53ZM147 51H148V49H147ZM147 51L144 50L143 52H145V53H143V52L141 51V49H140V53L142 52L143 54H146ZM154 51H155V50H154ZM158 51H159V50H157V57H156V59H155V56H153L151 59L154 58V60L157 61V58H158V57L160 58V56H162V55L159 56ZM160 51H159V52H160ZM77 52H78V51H77ZM110 52H111V51H110ZM115 52H116V51H115ZM118 52H119V50H118ZM118 52H117V53H118ZM120 52H121V51H120ZM134 52H133V53H134ZM148 52H151V51H148ZM155 52H156V51H155ZM78 53H79V52H78ZM91 53H90V54H91ZM94 53H93V54H94ZM121 53L124 54L125 56L127 55V57L130 56V54H131V53H129V54L127 53V54H125V53H123V51H122ZM133 53H132V54H133ZM140 53H139V51H138V54H140ZM142 53H141V54H142ZM153 53H154V52H153ZM167 53H168V52H167ZM171 53H170V54H171ZM15 54H16V55H15ZM79 54H80V53H79ZM93 54H92V55H93ZM99 54H102V53H99ZM111 54H112V53H111ZM122 54H121V55H122ZM143 54H142V58L145 59V61L143 60V63H146V64H148L149 66L143 65V63H142V58L135 59L136 57H134V56H132V55H131L132 57H131V56L128 57L127 60L132 62V60L135 59V60L137 61V64H138L139 66H140V65L146 66L145 68H143V66H140V67H139V66H136V67H138V68H141V67H142L143 69H147L148 71H150V72H152V73H153L152 70H155L154 67H158V68H159V66H160V68H163V69L165 68V69H164L165 74H166V70H167V73H168V71L174 69V66L172 67L171 64L169 65V63H173V62H174V61L172 62L173 59L171 58V57H174L173 55L170 56V54H167V56H169V57L171 58V59L169 58L170 60H169V63H168V62H165V60H168V58H167L166 56H164V55H166V54L163 53V56L167 58V59H166V58H163L164 63H167V64H168V65H167V64H165V65H167V66H171V68H172V69L168 70V69H166V67H164L165 65L162 64V61L159 62L160 60H158L157 63L155 62V64L153 63L155 66H152L153 68H151L150 63H152V60L148 59V60H149V61H148L149 63H147V62H146V59H147L148 57L150 58V57L152 56V55H151L152 53H150V54L147 53V54H146L147 58H145L146 56L143 55ZM262 54H264V50H263V53H262ZM74 55H75V54H74ZM76 55H77V53H76ZM102 55H103V54H102ZM109 55H110V53H109ZM118 55H119V54H118ZM118 55H117V56H118ZM121 55H120V60H121V61L126 60V58H124L123 55H122V57H123L124 59L122 60V59H121ZM136 55H137V54H136ZM136 55H135V56H136ZM148 55H150V56H148ZM154 55H155V53H154ZM15 56H16V58H15ZM89 56H91V55H89ZM97 56H98V55H97ZM117 56H116V57H117ZM144 56H145V57H144ZM100 57H103V56H98L97 59H96V61L99 60ZM116 57H115V58H116ZM118 57H119V56H118ZM118 57H117V60L115 59L116 61L119 60ZM139 57H141V55H140ZM14 58H15V59H14ZM86 58H88V57H86ZM92 58H93V57H92ZM92 58H91V59L88 58V59H89L88 61L93 60ZM95 58H96V57H95ZM95 58H94V59H95ZM112 58H113V56H112ZM129 58H130L131 60H130ZM137 58H138V57H137ZM175 58H176V56L174 57V59H175ZM19 59H20V57H19ZM19 59H16V61L19 60ZM140 59H141V60H140ZM160 59H161V58H160ZM164 59H165V60H164ZM115 60H114V62H116ZM127 60L124 61V62L126 63ZM135 60H133V63L136 65V63L134 62ZM138 60H140L142 64H139L140 61H138ZM161 60H162V59H161ZM253 60H254V59H253ZM96 61L94 62V64L96 63ZM99 61H100V60H99ZM99 61H98L97 63H99ZM121 61L116 62V64L119 63V65H120V64L122 63ZM150 61H151V62H150ZM251 61H252V60H251ZM251 61H250L249 64L253 66L254 64H252V63H253L255 60L252 61V62H251ZM4 62H5L6 64H5ZM90 62H91V61H90ZM114 62L112 61V64H113V65H115ZM124 62H123V63H124ZM131 62H130V63H131ZM138 62H139V63H138ZM2 63H4V64L2 65ZM16 63H17V65H19V64H18V61H17ZM88 63H89V62H88ZM88 63L86 64L87 66H88L89 64H90V65L93 64V62H91V63H89V64H88ZM127 63H129V62H127ZM130 63H129L128 65H131V66H132L133 64H130ZM159 63H160V64H159ZM260 63H261V62H260ZM263 63H264V62H263ZM263 63H261L262 65H259V66H261V68L264 70ZM161 64H162V65H161ZM256 64H257V67H258V63H256V62H255V65H254V66H256ZM86 65H84V66L86 67ZM97 65H98V64H97ZM108 65H110V63H109ZM128 65H127V64H126V66L124 65L125 67H123V65H122L123 72L126 71V70L128 69V70H127V73H128V74H125L126 72H125V73H122V74H124V75H126V76L128 75V77H129L130 75H132L133 78H134V80H135V79H136V78H135V77H136V76H135V74H136V73H135L136 70H134V69H137V68H136L135 65H134L133 67H135V68L133 69V68L131 67V68H130V71H129V67H130V66L127 68ZM94 66H95V65H94ZM116 66H118V65H115V68H116ZM161 66H162V67H161ZM262 66H263V67H262ZM17 67H18V66H17ZM17 67H16V68H17ZM89 67H90V66H89ZM120 67H121V65H120ZM147 67H148V68H147ZM81 68H82V67H81ZM81 68H79V69H80V70L84 69V68H82V69H81ZM107 68H109V67H107ZM115 68L112 67L111 69H114V70H115ZM118 68H119V67H118ZM122 68H121V69H122ZM126 68H127V69H126ZM149 68L152 69V70H149ZM160 68H159V69H160ZM168 68H169V67H168ZM175 68H176V67H175ZM180 68H182V67H180ZM85 69L88 70V71L84 70V71H86L87 73H88L89 71H91V74L93 73V71H92L93 67H92V66H91L90 68H85ZM90 69H91V70H90ZM116 69H117V68H116ZM121 69H120V70H121ZM131 69L135 71V72L133 71L135 74H133V72H131V71H132ZM156 69H157V68H156ZM159 69H157V70H159ZM177 69H178V67H177ZM184 69H185V70H184ZM186 69H187V67L181 69V71H182V70H184V72H185V71H188V69H187V70H186ZM80 70H79V72H80ZM107 70H108V69H107ZM107 70H105V72L103 71L104 73H103V72H101V73L105 74L106 77H107V78L109 77V79H111L112 81H111V80H107V79L105 80V79H104L105 76H103V74H101V73H99V74H101V75L98 74V77H95V78H98V79H95L94 77H92L94 81L98 80V82H99V76L104 77V78H102V77H100V78L104 79L105 81H104V80L101 81V80H102V79H101L100 82H101L103 85L106 84V83L109 84L108 89H106V91H105L104 89L106 88V85H107V84L104 85V87H103L101 83H97V81L94 82V81L91 79V80L93 81V83L101 84V86L98 85V86H100V87H99V90H98V86H96L97 88L95 89V86H94L95 84L93 85L92 82H91L92 85H91V84H88L89 81L87 82V84H88L89 86L91 85V87L93 86V88H94V89H93V90H94V91H93L94 93L92 92V94H93V96H94V94H95V96L97 95V97H98V98H97V97H94V98H97V99H98V100L95 99V100H96L95 102H98V103H99V101H101V100H102V102H103V100H104L103 104L106 103L107 101L110 102V98H109V97L113 95V96L115 97V99H114V97H111V99H112V103L110 102V104H111L112 106L109 104L110 107H108L109 105H108V103H106L105 106H107V105H108V106H107V107L104 106L105 108H103V104H102V102H101V104H100V103H99V104H96V103L93 101L92 103H95V104L93 105L92 103H86V101H85V103L87 104V105H86V104H85V105L88 106V108H87V107L85 108V105H83L84 103L82 102V100H83V101L85 100V99H83V98H85V97L80 98V97H82L80 94H79L80 96L78 95L79 97H75V99H77L76 102L72 101V99L70 100V101H72L73 104L75 105L74 108H76V106H77V107L80 106V105H76V103L79 101V103L81 104L80 107H82V109L85 108V109L88 110V111H89L90 109H92V110L90 111L91 114L88 112V114H90V117H89V115H88V118H92L91 120H94V121L97 119L98 121L102 122V121L104 120V118H105L104 116H107L106 114H108V113H110V112H111V113L115 112V111H113L114 109H112L111 107H114V108H116V109L119 110V111L122 110V109L117 108V106H118V104H120V107L123 106V105H124V104H123V101L126 102V103H128L130 100L133 101L136 97H137L138 99H139V97L141 98V96L143 95L142 92H143L144 89L146 88V87H145L146 84H145L144 82H146L147 80L144 81V73H143V75L140 73V74L143 76V79H140V80H139V77H140L141 75H140V74H137V75H140V76L136 79V82H137V80H139V82H140L141 80H143L144 82H143V81H142V82H143V84H144L145 86L142 84V85H143V86H142V87H143V91L140 92V93H142V94L138 95V94H137V91L140 90V89H142V88L140 87V86H141L140 84H141L142 82L139 83V86H138L139 88H138V87H137L138 82H137V85H136L135 81H133V82L135 83L136 88H138V90H136V92H135V94H137L138 96L133 97V96L135 95V94H134V89H136V88H135V86H133L134 83H132V80H133V79H131L132 76L129 77V78L131 79V82H130V81H129L130 79L128 78V80H127V78H126L124 75H123L124 77H121L120 79H118V76H119L118 74H119V73H118V74H116V73H117L119 70H117V72H115L116 76L118 75L117 77H115L114 72H111V74L114 75V76H112V77H113L114 79H116V81H117V79L119 80V82H117V83H116V81L114 80V82H115L116 84L119 83L118 85L121 86L120 89H119L118 85H116V84L113 82V78H112V77L110 78L111 74H108L110 71H107ZM137 70H138V69H137ZM139 70L141 71V69H139ZM175 70H176V69H175ZM263 70H260V71H263ZM84 71H83V72H84ZM128 71H129V72H128ZM142 71H145V70H142ZM148 71L146 72L147 74H148ZM173 71H174V70H173ZM179 71H180V70H179ZM76 72H78V71H76ZM86 72H85V74H86ZM119 72H120V71H119ZM121 72H122V71H121ZM130 72H131V73H130ZM156 72H157V71L155 70V73H156ZM221 72H222V71H221ZM223 72H224V71H223ZM94 73H95V72H94ZM129 73H130V74H129ZM174 73H175V74H173V75H176L177 72L174 71ZM80 74H81V73H80ZM80 74H79V75H80ZM83 74H84V73H83ZM83 74H81V76H80V77H82V79H83V81H81L82 79H80V77L77 76V73H76V77H78V79L75 77V78H76L75 81H76V80L78 81V80L80 79L79 81H80L81 83H82V82L85 83L86 80H90V76H91L90 73H88V75H86L89 79H88L86 76H84V77H86V80H85V78L83 77ZM122 74H121V75H122ZM165 74L162 73L163 76H164ZM168 74H169V73H168ZM170 74H172L171 71H170ZM179 74H181V73H179ZM182 74H183V71H182ZM182 74H181V75H182ZM185 74H188V73L185 72V73L183 74V77H182L181 75H176V76H179V77L181 76V77H182L181 79H185V78H184V77L186 76ZM262 74H264V73L262 72ZM67 75H69V77H71L70 74H67ZM93 75H94V74H92V76H93ZM107 75H108V76H107ZM109 75H110V76H109ZM159 75H161V74H159ZM159 75H158V76H155L154 74L151 75V78H152V76H153V77H157V78H159V81H157V80H155L154 78H152L153 80H155V81L157 82V85H158V86L160 85V84H158V82H159V83L162 82V81H160V79H161L162 77H159ZM162 75H161V76H162ZM166 75H167V74H166ZM184 75H185V76H184ZM188 75H189V74H188ZM188 75H187V76H188ZM95 76H97V74H95ZM142 76H141L140 78H142ZM148 76H149V75H148ZM167 76H168V75H167ZM224 76H226V75H224ZM262 76H264V75H262ZM62 77H63V75H62ZM119 77H120V76H119ZM146 77H147V75H145V78H146ZM169 77H170V79H176V81H178L177 79L179 78V77H175V78H173L172 75H170ZM169 77H168V79H169ZM4 78H6V79H4ZM49 78H50V77H49ZM63 78H64V77H63ZM63 78H62V79H63ZM65 78H66V77H65ZM71 78H72V77H71ZM73 78H74V76H73ZM73 78H72V79H73ZM125 78H126L127 81L130 82V83H129V85L131 84L130 87L132 86V88H130V89H133V88H134V89H133V94H134V95H133L132 97H130V96L132 95V92H131L132 90L130 91L131 93H129V92H128L129 90L126 88V89L128 90V91H127L128 94H127V92H126V94L128 95V97H130V100H129V101H125L127 95L125 94V97H124V94H123V93L126 91L125 86H126V85H127L126 87L129 86V85H128V82L125 80ZM149 78H150V76H149L147 79L149 80ZM165 78H166V76H165ZM165 78H164V80L168 81V79H165ZM225 78H227V76H226ZM262 78H263V77H262ZM11 79H12V78H11ZM67 79H68V78H67ZM186 79H188V78H186ZM186 79H185V80H186ZM2 80H3V81H2ZM8 80H7V81H8ZM56 80H57V79H55V81H56ZM65 80H66V79H65ZM65 80H64V82H65ZM91 80H90V81H91ZM161 80H163V79H161ZM179 80H180V78H179ZM7 81H6V82H7ZM11 81H12V82L14 81L15 84H17L16 82H18L17 80L15 81L14 79L11 80ZM59 81H60V80H59ZM67 81H68V80H67ZM106 81H107V82H106ZM151 81H152V80H151ZM151 81H149V84H151ZM155 81H154V82H155ZM169 81L172 82L171 80H169ZM174 81H175V80H174ZM174 81L172 82V83H174L173 86H174V85L176 86V84H177L178 82H180V81H178L177 83H175L176 81H175V82H174ZM186 81H187V80H186ZM186 81H185V82H186ZM1 82H2V83H1ZM8 82H9V81H8ZM21 82H22V81H21ZM53 82H54V80H53ZM53 82H52V83H53ZM56 82H57V81H56ZM56 82H54V83H56ZM61 82H62V81H61ZM64 82H63V83H64ZM69 82H70V81H69ZM108 82H109V83H108ZM154 82L152 81V84H153V85H150V86L153 87V86L155 85L156 88H157L156 82H155V84H154ZM170 82H167V83H170ZM182 82H183V81H182ZM185 82H184V86L187 84V82H186V84H185ZM262 82H264L263 79H262ZM9 83H10V82H9ZM18 83H20V82H18ZM58 83H59V82H58ZM58 83H57V84H58ZM63 83H62V84L60 83L59 85L63 86ZM70 83H71V82H70ZM73 83H75V82H72V85H71L72 89H73ZM89 83H90V82H89ZM112 83L115 84L116 86L113 85ZM167 83H165V84H166V87H167ZM172 83H171V85H169L166 89L169 90V89L171 88V86H172ZM15 84H13V86H14ZM22 84H24V83L22 82ZM64 84L66 85V83H64ZM76 84H77V83L74 84V87H75ZM87 84L85 83L86 86H88ZM125 84H126V85H125ZM162 84H163V83H162ZM11 85H12V83L10 84V86H11ZM20 85H21V83H20ZM20 85H19V86H20ZM110 85H111V86H110ZM163 85H164V84H163ZM178 85H179V84H178ZM182 85H183V84H182ZM5 86H3V87H5ZM61 86H60V87H61ZM77 86H78V85H77ZM80 86H81V85L79 84V87H78L77 89H80ZM82 86L85 87V86L83 85V83H82ZM112 86H113V88L115 87V90H116V91H114V92H116V93H115L116 96L119 97V95H120V97H119V98L117 97V99H119V101L123 100L122 103H121V102L119 103L118 100H116V96L114 95V92H112V89H111ZM123 86H124V90H125V91L122 90V89H123ZM184 86H183V87H184ZM17 87H18V84H17ZM22 87H23V86H22ZM101 87H102V88H101ZM110 87H111V88H110ZM116 87H117V89H116ZM144 87H145V88H144ZM147 87H148V86H147ZM159 87H160V86H159ZM169 87H170V88H169ZM180 87H181V84H180ZM61 88H63V87H61ZM103 88H104V89H103ZM121 88H122V89H121ZM128 88H129V87H128ZM160 88H162V87H160ZM160 88H159V89H160ZM164 88H165V86H164ZM172 88H174V90H175L176 87H172ZM178 88H179V87H178ZM185 88H187V86H186ZM185 88H183V89L185 90ZM67 89H69V88H67ZM100 89H102V91H101ZM166 89H165L164 91H167ZM181 89H182V87H181ZM183 89H182V90H183ZM187 89H188V88H187ZM187 89H186L184 92H186ZM8 90H9V89H7L6 91H8ZM96 90H97V91H96ZM108 90H111V91H110V92H107ZM120 90H121L122 92H120ZM162 90H163V88H162ZM170 90H171V89H170ZM170 90L167 91V92H165V93H164V91H163V92L161 91V92H162L163 94H166L165 96H168V95H169L168 97L173 98V97H172L173 95L169 94ZM182 90H180V91H182ZM3 91H5V90H3ZM3 91H0L1 95L4 93ZM6 91H5V92H6ZM80 91H81V90H80ZM98 91H99V92H98ZM100 91H101V92H100ZM104 91H105V93H107V95H109V96H107V95L105 96V93H104L103 96H104V98H105L106 100L102 97V95H101L102 98L100 97V99H99L100 93H102V92H104ZM117 91H119L118 95H117ZM123 91H124V92H123ZM140 91H141V90H140ZM177 91H178V89H177ZM2 92H3V93H2ZM95 92H96V93H95ZM97 92H98L99 96H98ZM161 92H160V94H161ZM173 92H174V95H175L176 97L179 96V93H181V92H179V93L175 94L176 91H171V93H173ZM6 93H7V92H6ZM6 93H5V94H6ZM108 93H109V94H108ZM110 93H111V94H110ZM112 93H113V94H112ZM120 93H122V94H120ZM167 93H168V95H167ZM182 93H183V91H182ZM5 94H3V95H5ZM102 94H103V93H102ZM129 94H130V95H129ZM160 94H159L158 96H160ZM3 95H2V96H3ZM74 95H75V94H74ZM74 95H73V96H74ZM121 95H122V97H124L125 100L122 99ZM170 95H171V96H170ZM75 96H77V95H75ZM163 96H164V95H162V97H163ZM175 96H174V98H175ZM107 97H108L109 99H108ZM143 97H144V96H142L141 101L143 100ZM160 97H161V96H160ZM73 98H74V97H73ZM79 98H80L81 100H80ZM120 98H121V99H120ZM194 98L196 99V97H194ZM78 99H79V100H78ZM107 99H108V100H107ZM138 99H137V100H138ZM166 99H167V98H166ZM168 99H169V98H168ZM73 100H74V99H73ZM114 100H116V101H114ZM127 100H128V98H127ZM135 100H136V99H135ZM135 100H134V101H135ZM137 100H136V101H137ZM172 100H173V99H172ZM131 101H130L129 103H131ZM141 101H140V102H141ZM170 101H171V100H170ZM113 102L115 103V105H117L116 107L113 105V104H114ZM116 102H118V103H116ZM138 102H139V100H138ZM240 102H241V101H240ZM243 102L245 103L246 101H243ZM201 103H202V102H201ZM201 103H200V104H201ZM241 103H242V102H241ZM241 103H240V104H241ZM77 104H78V103H77ZM121 104H123V105H121ZM198 104H199V103H198ZM200 104H199V105H200ZM237 104H239V103H237ZM246 104H247V103H246ZM246 104H245V105H246ZM82 105H83L84 107H83ZM91 105H92V106H91ZM95 105L100 106V107L97 106L98 110L100 109V111H99L98 113L102 112V110H104V109L106 110L107 108H108V110L110 109V111H107V110H106V111H104L105 113H104V112L100 113V114H103V113H104L103 116L100 115V114L98 115V113H96L98 110H97V108H95V107H96ZM196 105H197V104H196ZM199 105H198V107H197V106L195 107L196 110H197V108L199 109L200 106L203 107V108H204V106H205V105H204V106H202V105L199 106ZM206 105H207V104H206ZM243 105H244V104H243ZM247 105H248V104H247ZM93 106H95V107H94L95 109L93 108ZM80 107H79V108H80ZM118 107H119V106H118ZM123 107H124V106H123ZM123 107H122V108H123ZM208 107H209V105H208ZM208 107H207V108H208ZM213 107H214V106H213ZM239 107L241 108V105H240ZM242 107H247V106H242ZM203 108H200V111H204ZM205 108H206V106H205ZM210 108H211V107H210ZM240 108H238V109H240ZM76 109H77V108H76ZM85 109L82 110L81 112L86 111ZM93 109H94L95 111H93ZM111 109H112L113 112L111 111ZM116 109H115V110H116ZM163 109H164V110H167L168 108L164 107ZM213 109H215V108H213ZM213 109H212V110H213ZM243 109H244V108H241V110H243ZM245 109H246V108H245ZM245 109H244V110H245ZM62 110H64V109H62ZM66 110H67V109H66ZM66 110H65V111H66ZM68 110H69V109H68ZM96 110H97V111H96ZM117 110H116V112H115L116 115H118L117 113H119V115L122 116V115H123V114H122V111H121V112H119V111L117 112ZM164 110H163V112H166V111H164ZM168 110H169V109H168ZM196 110L193 109V111H196ZM209 110L212 111L211 109H209ZM244 110H243V111H244ZM247 110H248V109H247ZM72 111H73V110H72ZM74 111H75V110H74ZM74 111H73V112H74ZM92 111H93V113L95 112L94 114H97L99 117L102 116L103 119H98L99 117H98L97 115H94V114L92 113ZM161 111H162V110H161ZM57 112H60V111H57ZM57 112H56V114H57ZM73 112H72V113H73ZM76 112H78L77 114H79V116H78L77 114H76V115L79 117L80 120L82 119V117H84L85 119H88V118L85 117V115L87 114L86 112H84V114H83V113L80 114V113H81V112H80V109L76 110ZM79 112H80V113H79ZM244 112H247V111H244ZM62 113H63V111H62ZM62 113H61V114H62ZM67 113H68V112H66L65 115H67ZM70 113H71V112H70ZM70 113H68L69 115H67V116H70ZM85 113H86V114H85ZM111 113H110V114H111ZM115 113H113V115H114ZM120 113H121V114H120ZM123 113H124V112H123ZM160 113H162V112H160ZM197 113H198V114H197ZM197 113H196V114L199 115V111H197ZM63 114H64V113H63ZM63 114H62L61 116H63ZM110 114H109V115H110ZM150 114L152 115V113H150ZM0 115H1V113H0ZM59 115H60V114H59ZM59 115H58V116H59ZM71 115H72V114H71ZM76 115H75V112H74V116H76ZM82 115H83V116H82ZM91 115H93V117H96V116H97L98 118H96V119L94 118V119H93V117H91ZM113 115L111 114V116H107V117L105 118L104 121H105V123H106V120H109V117H111V118H113L112 121H111V118H110V124H111V122H113L114 119H115L116 121H114V122H115V123L117 122V123H116V124L113 123V124H114L115 126L118 125V128L116 127L117 130H118L119 128L123 127V126L120 127V125H122V123H121V122H122V119H121L122 117H121V116H120V117H117V116H116L117 119H118V120H117L116 117H115V118L113 117ZM151 115L149 116V117H151V121H148V122H150V123L153 122L152 124L155 125L154 123L157 122V121L154 122V121H153L154 119L152 120V117H153V116H151ZM153 115H154V114H153ZM155 115H156V119H157V118L159 117V115H157L156 113H155ZM61 116H60V117H61ZM80 116H82V117H80ZM86 116H87V115H86ZM114 116H115V115H114ZM157 116H158V117H157ZM1 117H2V116H1ZM65 117H66V116H65ZM72 117H73V116H72ZM149 117H148V118H149ZM2 118H3V117H2ZM56 118H57V117H56ZM56 118H55V119H56ZM69 118H70V117H69ZM100 118H101V117H100ZM107 118H108V119H107ZM119 118L121 119L120 122H119V120H120ZM153 118H154V117H153ZM0 119H1V118H0ZM57 119H59V118H57ZM57 119H56V120H57ZM62 119H63L64 122H65L64 117H62ZM66 119L68 120V117H67ZM73 119H74V120H77V117H76V118L74 117ZM145 119H147V117H145ZM156 119H155V120H156ZM1 120H3V119H1ZM63 120H62V121H63ZM67 120H66L65 123L63 122V124H62V122H61V123L58 122V123H59L58 125H57L56 121H53L54 124L56 123V124H55V130H56L57 126H60V124H62L61 126H63V127H62L63 129H64V128H66V130L69 129V127H71V126H70L69 124L66 125L67 122H68ZM80 120H79V121H80ZM57 121H58V120H57ZM60 121H61V120H60ZM94 121H93V122L90 121V124H91V123H93V124H96V123H97V121H96V122H94ZM104 121H103V122H104ZM1 122H2V121H1ZM72 122L74 123L73 120H72ZM75 122H76V121H75ZM77 122H78V120H77ZM88 122H89V121H88ZM103 122H102V123H103ZM107 122H108V121H107ZM51 123H52V122L50 121V124H51ZM105 123H103V125H104ZM118 123H119V124H118ZM157 123H158V122H157ZM64 124H65V125H64ZM71 124H72V123H71ZM74 124H75V123H74ZM74 124H72V127L74 126ZM107 124H108L109 127L115 129V126H114L113 124L110 125L109 122H108ZM107 124H106V125H107ZM171 124H173V123H170V124H169V129H170V128L172 129V128L175 127V125H174V127H172ZM250 125H252V124H250ZM250 125H249V126H250ZM2 126H3V124H2ZM52 126H53V124H52ZM64 126H65V127H64ZM66 126H67V127H66ZM112 126H113V127H112ZM50 127H51V125H50ZM72 127H71V128H72ZM247 127H248V126H247ZM252 127H253V125L251 126V128H252ZM53 128H54V126H53ZM53 128H52V129H53ZM59 128H61V127H59ZM59 128H58V130H59V133H60V129H59ZM62 128H61V129H62ZM71 128L69 129L70 132L73 130V129H71ZM125 128H126V127H125ZM0 129L3 130V128H1V127H0ZM48 129H49V128H48ZM50 129H51V128H50ZM50 129H49V132H51ZM63 129L61 130V133H63V134L60 133L61 135H60L58 132H55V134L58 133V134L60 135V136L57 137L58 139L55 138V137H52V140L49 141V144H50V142L52 141V143L54 144V147H53V148H54L55 150H56V148H55V143H54V141L56 142V141L59 140V142H60V141H63L62 139H64L65 141H67L68 138H66V139H65V138H61V136H62V137H68V136H71V135L73 134V132L69 133V132H68L69 130L65 131V130H63ZM122 129H124V128H122ZM126 129H127V128H126ZM174 129H175V128H174ZM244 129L247 131V132H246V139H248V141H249V139L252 138V137H250V136L247 137V133L250 134V133H249L250 130H249V132H248L249 127H248V129H246V128H244ZM244 129H243V130H244ZM254 129H255V127H253V130H254ZM2 130H1V131H2ZM55 130H54V131H55ZM119 130H120V129H119ZM119 130H118V131H119ZM245 130H244V131H245ZM251 130H252V129H251ZM256 130H257V126H256ZM54 131H53V132H54ZM73 131H74V130H73ZM112 131H113V130H112ZM118 131H117V132H118ZM171 131H172V130H171ZM173 131H174V130H173ZM192 131H193V132H192ZM196 131H198V130H196ZM47 132H48V131H47ZM66 132H67V134L69 133L68 136H66V134H65ZM165 132H167V131H164V133H165ZM191 132H192V133H191ZM198 132H199V131H198ZM198 132H197V133H198ZM3 133H4V131L1 132L0 134L3 135ZM190 133H191V135L194 134V133H195V130H194V129H191V131L189 132V136L186 135V138H187V139H190V140H188V141H190L191 143H192V142L194 143V140H193V141L191 140V139H194V138H191V137H193V136H190ZM252 133H253V131H252ZM254 133H255V130H254ZM166 134H167V133H166ZM240 134H241V131H240ZM242 134L245 135V133H242ZM45 135H47V134L44 133L43 136H45ZM48 135H49V136H52V134H49V133H48ZM56 135H57V134H56ZM76 135H77V134H76ZM102 135H105V134L103 133ZM155 135L157 136V133H156ZM167 135L169 136V134H167ZM173 135H175V134H173ZM176 135H177V134H176ZM176 135H175V136H176ZM0 136H1V135H0ZM43 136H42V137H43ZM49 136H48V137H49ZM72 136H73V135H72ZM74 136H75V135H74ZM134 136H135V135H134ZM134 136H133V140H134ZM156 136H155V138H156ZM168 136H167V137H168ZM171 136H172V135H171ZM175 136H174V137H175ZM187 136H188V137H187ZM194 136H195V135H194ZM48 137H46V138L48 139ZM77 137L79 138V136H77ZM77 137H76V138H77ZM165 137H166V136H165ZM174 137H173L172 140H170V141H172V143H173V140H174L175 143H176V141H177V140H176V139H177V136H176V139H175ZM195 137H196V136H195ZM197 137H198V136H197ZM197 137L195 138V140L197 139ZM249 137H250V138H249ZM26 138H27V137H26ZM46 138H45V139H46ZM53 138H55L54 141H53ZM60 138H61V140H60ZM72 138H73V137H72ZM72 138H71V139L69 138V139L72 140V141H73V140H76L75 137H74L73 139H72ZM78 138H77V139H78ZM107 138H108V137H107ZM171 138H172V137H171ZM171 138H170V139H171ZM178 138H181V137L178 136ZM241 138H242V135H241ZM81 139H82V138H81ZM81 139H80V140L78 139L79 143H80ZM109 139H110V138H109ZM187 139H186V140H187ZM198 139H199V138H198ZM243 139L245 140V137H243ZM243 139H242V140H243ZM26 140H27V139H26ZM41 140H42V138H41ZM70 140H69V141H70ZM86 140L88 141V139H86ZM110 140H111V139H110ZM178 140H179V139H178ZM180 140H182V139H180ZM184 140H185V139H184ZM186 140H185V141H186ZM240 140H241V139H240ZM36 141H37V140H36ZM44 141H45V142H48V141H46V140L43 139V142H44ZM84 141H85V139H84ZM87 141H86V142H87ZM94 141H96V140H94ZM105 141H106V140H105ZM170 141H169V142H170ZM248 141L245 140L244 142H245L246 145L248 144V146H251V145H249V143H246V142H248ZM45 142H44V143H45ZM59 142H57L56 144H58ZM81 142H82V141H81ZM88 142H89V141H88ZM88 142H87V143H88ZM90 142H93V141H90ZM106 142H107V141H106ZM131 142H132V141H131ZM136 142H137L136 140H135V142H133V143L136 144V146H135V144H134V146H133V147H135L134 149H136L135 151L132 149L133 147L131 146V145H133V143L129 144L132 148H130V146L128 145V146H129L128 149L130 148V149L132 150V152H135V153H136V151L140 148L141 150H143V151H141V150L139 149L140 152H142V153H141V156H142V157L140 158V157H138L140 154H135V153H134L135 155H138V156H135L133 153H129L131 150H130V151L128 150L127 152H128L129 154H131V155L133 154V155L131 156L130 160H131V162H133V161H135V160H139V158H140L139 163L136 164V167H137L138 169H140V167H141L140 171H144V170H145L144 168H146L145 171L149 172L150 169H151L150 167H151L152 165L149 166V164L147 163V162H149V161L145 158V160L147 161V162H146V161L144 160V157H145L146 155L149 156L150 153L148 152L149 154H147V150H146L147 148H144L145 151H146V152H145L144 149L141 148L142 145H141V146L139 145V147H138V145H137ZM180 142H181V141H180ZM180 142L177 141V143H178L177 146L181 145V147H183L182 144L185 143V142L179 144ZM190 142H189V143H190ZM196 142H197V141H196ZM199 142H200V141H199ZM240 142H242V141H240ZM244 142H243V143H244ZM249 142H250V141H249ZM37 143H38V142H37ZM37 143H36V144H37ZM40 143H41V142H40ZM44 143H43V144H44ZM73 143H74V141H73ZM75 143H76V142H75ZM75 143H74V144H75ZM77 143H78V142H77ZM84 143H85V142H84ZM103 143H104V142H103ZM108 143H109V141H108ZM129 143H130V142H129ZM170 143H171V142H170ZM191 143L189 144V146H190V145L193 146ZM197 143H198V142H197ZM197 143H195V144H197ZM45 144H46V143H45ZM45 144H44V145H45ZM49 144H48V145L46 144V145L49 146ZM70 144H71V143H70ZM80 144H81V143H80ZM85 144H86V143H85ZM105 144H106V143H105ZM110 144H111V143H109V145H110ZM112 144H113V143H112ZM185 144H186V147H187V146H188V142H186ZM245 144H244V145H245ZM16 145H17V143H16ZM50 145H51V144H50ZM58 145H59V144H58ZM88 145H90V143H89ZM96 145H97V144H96ZM101 145H102V143H101ZM109 145H106V146H109ZM173 145H174V144H173ZM38 146H39V145H38ZM40 146H41V145H40ZM40 146H39V147H40ZM56 146H57V145H56ZM194 146H195V145H194ZM197 146H198V145H197ZM143 147H146V145H145V146L143 145ZM181 147H179V148H181ZM184 147H185V146H184ZM186 147H185V148H186ZM195 147H196V146H195ZM16 148H17V147H16ZM37 148H38V147H37ZM40 148H41V147H40ZM49 148H52V145L49 146ZM106 148H109V147H106ZM106 148H104V150H105ZM110 148H112L113 150H112V149H108V151H109V150H110V151L112 150L113 153H112V151H111V154H112L113 156L110 155V153L107 152V154L110 155V156L108 157V156L106 155V157H105L106 159H103V158H104V156H105L104 154H105V152H106L107 150H106L105 152L103 151L104 153L102 152V154H101L100 152L98 153V156H99V155H100V156L104 155V156H102L103 158L99 156L100 158H102V159L105 160L106 162L108 161L107 159H110V161L107 162L108 164H107V163L104 164L105 162L102 161V165H101V164H100L101 159H100V161H99V160H98L99 157H98V159H97L98 162H99L98 164H100L103 168H102V167H98L99 165L97 164V166H96L97 171H99V172H100V170L103 171V169L106 168V166L108 167V165L110 164L112 157H113V158L115 157V151H114L115 149H114V147L110 146ZM137 148H138V149H137ZM148 148H149V147H148ZM176 148H178V147H176ZM242 148H244V146H243ZM247 148H248V147H247ZM13 149L15 150V148L12 147V150H11V153H12V154H13V152H14ZM54 149H52V150H53V151H52L53 153H54V151H55ZM57 149H58V147H57ZM76 149H78V148H76ZM150 149H151V148H150ZM249 149H250V148H249ZM37 150H38V149H37ZM48 150H49V149H48ZM139 150H138V152H139ZM180 150H181V149H180ZM247 150H248V149H246V151H247ZM12 151H13V152H12ZM17 151H18V150H17ZM42 151H43V150H42ZM45 151H46V153H44V155H45V154L49 155V154L51 153V150H49L50 153H48L47 150H44V152H45ZM77 151H79V152H76V153H80V152H81V150H79V149H78ZM150 151H151V150H150ZM15 152H16V150H15ZM15 152H14V153H15ZM38 152H39V151H38ZM57 152H59V151H57ZM60 152H61V151H60ZM82 152H83V151H82ZM82 152H81V154H83V155H86V154H87V152H85L86 154H85V153H82ZM124 152H125V151H124ZM124 152H122V153H124ZM144 152L146 153L145 156L142 155ZM223 152L225 153V151H223ZM249 152H250V150H249ZM9 153H10V152H9ZM9 153H8V154H9ZM11 153H10V155H11ZM17 153H18V152H17ZM17 153H16V154H13L12 156H13V157H17V156H14V155H17ZM20 153H23V152H20ZM36 153H37V152H36ZM40 153H42V152H40ZM53 153H52V155L55 156V153H56V152H55L54 154H53ZM74 153H75V152H74ZM76 153H75V155H76ZM122 153H121V154H122ZM128 153H125V154H126V157H129V156H130V155H128ZM152 153H153V152H152ZM247 153H248V151H247ZM30 154H31V153H30ZM37 154H38V153H37ZM58 154H59V153H56V155H58ZM81 154H77V155H80V156H81ZM125 154H124V155H125ZM153 154H154V153H153ZM181 154H182V153H181ZM181 154L179 155L180 157H181ZM226 154H227V153H225V155H226ZM228 154H230V153H228ZM248 154H249V153H248ZM1 155H2V153L0 152V159L3 158V157H1ZM10 155H9V156H10ZM20 155H21V154H20ZM20 155H18V156L20 157ZM38 155H39V158L42 157V156H40L41 154H38ZM44 155H43V157H44ZM87 155H88V154H87ZM89 155H90V158L93 157L94 159H96L95 156H96L97 154H96V155L93 154V155H94V156H93V155H91V154L89 153ZM122 155H123V154H122ZM176 155H177V154H176ZM183 155H184V154H183ZM230 155H231V154H230ZM3 156H4V155H3ZM21 156H23V154H22ZM24 156H25V155H24ZM24 156H23V157H24ZM27 156H28V155H27ZM34 156H35V155H34ZM34 156L32 155L33 158H34ZM36 156H37V155H36ZM36 156H35V157H36ZM59 156H60V155H59ZM59 156H57V157L59 158ZM91 156H92V157H91ZM111 156H112V157H111ZM150 156H151V155H150ZM179 156H178V159H179ZM13 157H10V158H13ZM23 157H22V158H23ZM45 157L47 158V157H49V156H45ZM45 157H44V158H45ZM52 157H53V156H52ZM57 157L54 158L55 162H56L57 160H59ZM82 157H83V156H82ZM82 157H81V158H82ZM107 157H108V158H107ZM110 157H111V158H110ZM124 157H125V156H124ZM126 157H125V158H126ZM132 157H134L133 159H135L136 157H138V159L136 158L135 160H133ZM184 157H185V156H184ZM230 157H232V156H230ZM230 157L227 156V157H224V159L227 158V160H228ZM24 158L27 159V157H24ZM28 158H29V156H28ZM33 158H31V159H33ZM36 158H37L36 161H38V162L41 160V159L38 160V159H39L38 157H36ZM44 158H42L43 162H42V161L39 162V163L37 162L38 164H37V163H36V164H37V165H40V163H44V164H45V163L47 162V163H49V165H50V162H51V161H50L51 156L49 157V159H46V158L44 159ZM62 158H63V157H62ZM142 158H143V159H142ZM147 158H148V157H147ZM149 158H150V157H149ZM149 158H148V159H149ZM172 158H173V157H172ZM175 158L177 159V157H175ZM232 158H233V157H232ZM17 159H19V158H17ZM17 159H14V160H17ZM76 159H77V162H78V160H79L80 158H76ZM85 159H86V157H85ZM141 159L144 160L145 162L142 161ZM176 159H174V161H175ZM183 159H185V158H183V156H182V160H183ZM27 160L30 161V159H27ZM27 160H26V163H28ZM45 160H47V161L45 162ZM48 160H49V162H48ZM54 160L52 161L53 163H55ZM87 160H90L89 157H87ZM126 160H128V158H127ZM126 160H125V161H126ZM182 160H181V162H183ZM232 160H234V159H232ZM241 160H242V159H241ZM20 161H21V157H20ZM22 161H23V159H22ZM32 161H33V160H32ZM32 161H30V162L33 163ZM36 161L34 160V162H36ZM80 161H81V160H80ZM80 161H79L78 163L75 162L76 165L79 164ZM92 161H93V160L91 159V161H90V162L88 161V164H87V161L84 162V161L82 160L81 163H82V164H86V166H88L89 163H93L95 160H94L93 162H92ZM174 161H173V164H175V165H171V167H170L171 169L169 168L168 170H171L172 172H175V171H173V170H177V171H176V173H177L178 170H179V168H180V167L178 168V165L182 167L181 164H183V163L179 164V162H180L179 160H178L176 163H174ZM185 161L187 162V160H185ZM185 161H184V163L186 164ZM237 161H238V160H237ZM237 161H235V162H237ZM239 161H240V160H239ZM239 161H238V162H239ZM15 162H16V161H14V167H15ZM83 162H84V163H83ZM96 162H97V161H95L94 164H95ZM103 162H104V163H103ZM126 162H128L127 164H129V161H126ZM137 162H138V161H137ZM143 162H144L145 164H144ZM233 162H234V161H233ZM16 163H17V162H16ZM19 163H20V162H18L17 164L19 165V168H21L20 165H21V164H24L25 162L20 163V164H19ZM47 163H46V164H47ZM57 163H59V162H56V164H57ZM65 163H66V162H65ZM75 163H73V165H74ZM177 163H178V164H177ZM189 163H190V161H189L187 164L189 165ZM225 163H226V161L224 162V164H225ZM228 163H229V162L227 161V164H228ZM239 163H240V162H239ZM241 163H242V162H241ZM241 163L239 164V166H241ZM36 164H35V165H36ZM44 164H43V165H44ZM46 164H45V166L42 168L43 170L41 169V166H39V167H40L39 170H41V172L44 171V172H42L43 174H44V173H50V172H51V171L48 170V169H50V168L46 169V171L48 170L49 172H48V171L45 172L44 168L46 167ZM82 164H81V165H82ZM94 164H93V165L91 164V165H90V168H91V166H94ZM103 164H104L105 167L103 166ZM133 164H134V163H133ZM138 164H139V165H138ZM147 164H148V165H147ZM152 164H153V163H152ZM176 164H177V165H176ZM185 164H183L184 167L187 166V164H186V165H185ZM227 164H226V165H227ZM229 164H231V163H229ZM24 165H25V164H24ZM33 165H34V164H33ZM33 165H31V166L33 167ZM41 165H42V164H41ZM51 165H52V164H51ZM67 165H68V164H67ZM73 165H72V167H73ZM131 165H132V164H131ZM131 165H129V167H130ZM142 165H144V166H142ZM242 165H243V163H242ZM25 166H27V164H26ZM31 166L29 165V167H31ZM47 166H48V165H47ZM54 166H55V165H54ZM83 166H84V168L86 167L85 165H82V167H83ZM132 166H133V165H132ZM145 166H146V167H145ZM147 166H149L150 169L147 170ZM154 166H156V165H154ZM154 166H152V167H154ZM163 166H164V165H163ZM166 166H167V165H166ZM173 166H174V167L177 166L176 169H174ZM227 166H228V165H227ZM231 166H234V164H232ZM235 166H236V164H235ZM237 166H238V164H237ZM50 167H51V166H50ZM52 167H53V165H52ZM52 167H51V169H52ZM74 167H75V166H74ZM77 167H79V166L77 165L75 168H77ZM133 167H135V166H133ZM133 167H131V168H133ZM143 167H144V168H143ZM187 167H188V166H187ZM187 167L184 168V170H183L182 168H180V170H181V169L183 170V171H182L183 174H184V172H185V169H187L186 172L189 171V169H188L189 167H188V168H187ZM228 167H229V166H228ZM241 167H242V166H241ZM19 168H17V169L19 170ZM23 168H25V167H22V171L24 170ZM27 168H28V167H27ZM33 168H34V167H33ZM33 168H30V169L32 170ZM36 168L38 169L37 166H35V169H36ZM79 168H80V170L82 169L81 166H80ZM79 168H78V169H79ZM84 168H83V169H84ZM90 168H88V167L86 168V170L89 169V170H87L88 172L90 171L89 174H86V173H85V170L82 171L83 173L79 174L81 177H82V176H85L84 181L86 180V177H87V176H88V177H87L88 180H89V177H90V176H91L90 179H91L92 177L96 179V178L99 176L98 174H102V173H103V172H102V173L93 172V171H96V170H95V167H94V170H90ZM98 168H99V170H98ZM158 168H159V167H158ZM160 168H162V167H160ZM160 168H159V169H160ZM167 168H168V166H167ZM172 168H173V169H172ZM25 169H26V168H25ZM30 169H27V170L30 171ZM35 169L32 170L33 173H34V175H35V172H34V171H37L36 174L39 172L37 169H36V170H35ZM51 169H50V170H51ZM55 169H56V167H55ZM55 169L52 170V171L55 172V171L57 170V169H56V170H55ZM91 169H93V168H91ZM133 169H135L134 172H137L136 170H138V169H136V168H133ZM159 169H158V170H159ZM75 170H76V169H75ZM80 170H79V171H80ZM130 170H131V169H130ZM153 170H155V168H154ZM153 170H152V172H153V174L155 173V174H154L155 176H156L157 174H158L159 176H161V174H159V173L156 174V172L158 171V170H157V166H156V170H157V171L154 172ZM160 170H162V171L164 172L163 176L167 173L166 171H164L163 168L160 169ZM166 170H167V169H166ZM180 170H179V172H180ZM232 170H233V169H232ZM22 171H21L20 173H22ZM24 171H25V170H24ZM32 171H31V173L28 172V173H29L28 175L31 174L30 177L27 175L30 179H32V181H33V179H34V180H37L36 178H40L41 176H43V177H42V180L44 179V182L41 181L40 179H38V180H40V181L42 182V184H43V183H47V181L50 180V179H49V178H50V177H49V174H48V177H49V178L46 177V179H45V176H44L42 173H41L42 175H40V177H35L34 175H32ZM79 171L76 170V173L79 172ZM132 171H133V170H132ZM18 172H19V171H18ZM91 172H93V173L91 174ZM114 172H115V171H114ZM134 172H133V173H134ZM147 172H146V174H147ZM163 172H161V173H163ZM26 173H27V172H26ZM55 173H56V175H54V173H52V174L50 173V176L52 175V180H53L55 177H57V175H58L57 172H55ZM73 173H74V172H73ZM79 173H80V172H79ZM95 173H97V177H94ZM116 173L118 174V170L116 171ZM116 173H115V174H116ZM120 173H121V172H119V174H120ZM144 173H145V172H144ZM180 173H181V172H180ZM180 173H179V175H180ZM182 173H181V174H182ZM233 173H234V172H233ZM39 174H40V172H39ZM113 174H114V173H113ZM113 174H112V175H113ZM150 174H152V173H148V176H149ZM173 174H174V173H173ZM173 174H171L172 176L170 175L169 178H171L172 180L175 179V178H177V180H174V181L171 180L173 184H172L171 182H168V183L171 184L172 187L174 186V188H175V191H173L174 189H172V190L170 191V192L172 193V194L170 193V195H173V194L175 193V194H174V198H176V197H175V195H176L177 198H180V199H182L181 201H183L184 199H187V198L189 197L190 192H188V191H189L190 189H188V191H186L187 184L184 186V184H183L184 182H183L182 180L178 179V177H181V176H178V177H177V174H175V175H176V177H175V176H173ZM25 175H26V174H25ZM53 175H54L55 177H53ZM59 175H60V174H59ZM74 175H75V174H74ZM77 175H78V173L76 174V176H77ZM86 175H87V176H86ZM154 175H153V177H155ZM184 175L188 176L189 174L186 173V174H184ZM21 176H22V175H21ZM36 176H38V175H36ZM46 176H47V174H46ZM61 176H62V175H61ZM76 176H75V177H76ZM80 176H79V177H80ZM95 176H96V175H95ZM102 176H103V175H102ZM110 176H111V175H110ZM117 176H121V177H123V174H122V175H117ZM143 176H144V174H143ZM146 176H147V175H145L144 178L147 180V179H150V177H151L152 175H151L150 177H148V176L146 177ZM193 176H194V175H193ZM31 177H32V178H31ZM34 177H35V178H34ZM58 177L60 178V176H58ZM69 177L72 178V177H74V176H73V174L71 173V176H69ZM69 177H68V178H69ZM75 177H74V178H75ZM79 177H76V178H79ZM105 177H106L107 182H109V181L111 180L110 178H109L110 180L108 179L109 176H108V177H107V176L101 177V175H100V180L105 179ZM121 177H120V178H121ZM157 177H158V176H157ZM174 177H175V178H174ZM182 177H183V176H182ZM182 177H181V178H182ZM188 177H189V176H188ZM188 177H187L186 179H183V178H185V177H183L182 179L187 181V180L189 179ZM190 177H191V175H190ZM195 177H196V176H195ZM17 178H18V177H17ZM17 178H16V179H17ZM19 178H21V177H19ZM47 178H48V179H47ZM59 178H57V179H59ZM68 178H67V180H68ZM93 178H92V179H93ZM98 178H99V177H98ZM98 178H97V180H95V179H93V180H95V181L98 183V182H100V180H98ZM111 178L113 179L114 177L111 176ZM116 178H117V181H116L115 179H114V181H116L117 184H118V182L121 184L123 179H124V181L126 180L125 177L122 178V179H119V177H116ZM144 178H142V180H143V183H141V185L143 186V187L141 186L142 188L145 187V184H146V187L149 186V185L147 184V183L149 182V180H147L148 182L145 183L146 180H145ZM161 178H162V177H161ZM169 178L167 177V180H166V181L170 180ZM193 178H194V177H193ZM27 179H28V178H27ZM62 179H64L63 176H62ZM92 179H91L90 181H92V182L94 183V181H93ZM128 179H129V178H128ZM128 179H127V180H128ZM151 179H152V178H151ZM157 179H158V178H157ZM159 179H160V178H159ZM159 179H158V181H159ZM163 179H164V178H162V182H163V184L161 183L162 185H161V184H159V185L163 186L162 188H164V189L166 190V188L169 187V184H168L167 187L165 188V186H166L167 183H165V186H164V182H165V180L163 181ZM165 179H166V178H165ZM190 179H191V178H190ZM28 180H29V179H28ZM28 180H27V181H28ZM45 180H47V181L45 182ZM54 180H55V179H54ZM54 180H53V181H54ZM65 180H66V177H65ZM65 180H63V181H65ZM72 180L74 181V179H72ZM72 180H71V181H72ZM78 180L81 181V180H83V178H82V179H78ZM106 180L101 181L102 184L98 183L99 185H98V184L95 185L96 182H95V184H93V183L91 184L92 186L94 185V186H93L94 188L91 186V188H93V191H92V189H91V191H92V192L96 191V192H94V193H99L98 195H97V194L95 195L94 193H93V195L90 194L91 191H90L89 188H88V185H89L90 181L88 182V184H85L86 182H84V184L87 185V186H86V189L88 188L87 191L84 190L85 185H84V187H83L82 181H81V184H80V182H79L78 184L75 183V184H73V185H76V184H77V185L79 186V184H80L79 187H80L81 189L76 185V186H77V189L79 188L80 190L78 191L77 189H75V191H76V192L78 191L79 193L81 192L82 195H83L84 193H86V192L88 193V191H89L90 193H88V194H90V196H88V197H91V195H92L91 199L94 197V195H95L94 198H96V196H97V197L99 196L100 199H102V197L104 196V192H107L106 189L108 188V186H110L109 184L112 183V182H114V181H112V182L110 181L109 184H108V183L106 182ZM120 180H121V182H120ZM127 180H126V181H127ZM144 180H145V182H144ZM20 181H21V180H20ZM53 181H49V182H50L49 185H52V182H53ZM56 181H57V182H56ZM56 181H54V182L58 183L59 180H56ZM60 181H61V179H60ZM60 181H59V182H60ZM75 181H77V179H75ZM86 181H87V180H86ZM150 181H151V180H150ZM191 181L193 182V179H192ZM29 182H31V181H29ZM35 182H37V181H35ZM66 182H67V181H66ZM66 182H62V183H64V185H66ZM77 182H78V181H77ZM160 182H161V180L159 181V183H160ZM182 182H183V183H182ZM23 183H24V182H23ZM23 183H22V184H23ZM32 183H34V181H33ZM62 183H61V184H62ZM68 183H70V181H68ZM68 183H67V186H66V188H68V190H69L70 188L73 189V190H74V188H76V187L72 188L71 186H73V185L70 186V184L73 183V182H71L70 184H68ZM126 183H129V182L127 181ZM130 183H132V185L135 184V183H133V182H130ZM185 183H188V181L185 182ZM25 184H28V182L25 183ZM29 184H30V183H29ZM29 184H28V185H29ZM37 184H38V182H37ZM37 184H35V185H37ZM42 184H41V185H42ZM61 184H60V185L57 184V185H59V187L62 188V185H63V184H62V185H61ZM117 184L115 183L116 188L120 185V184H119V185L117 186ZM122 184H124V182H123ZM143 184H144V185H143ZM189 184H191V183H188V185H189ZM28 185H26L27 187H24L25 185H23V187H24L26 190H28ZM30 185H33V184H30ZM30 185H29V186H30ZM49 185H48V184L45 185V186L42 185V186H41V187H42V188H41V191H42L43 187H47V186H49ZM54 185L57 187L56 184H54ZM64 185H63V186H64ZM68 185H69L70 188L68 187ZM81 185H82V186H81ZM100 185H101V186H100ZM111 185L113 186L114 184H111ZM125 185H126V184H125ZM191 185H192V184H191ZM33 186H34V185H33ZM95 186H96V187H95ZM98 186H99V187H98ZM121 186H122V185H120V187H121ZM129 186H131V185H129ZM129 186H128V184H127L126 187H128V189H126L127 191L125 190L126 194H125V192H123V189H125L124 186H122V187H124L123 189H122V187H121V190H120L119 187H118V190H120V192H123V196L125 197V198L123 197V199H122V200L125 199L124 201H122V200L120 199L121 196H119V197H120L119 199H120L122 202H125V203H122L119 199L117 200L118 202L114 201V200L116 199V196H115V199H114V200L111 199V200H113L112 203H113V202H116V203H117V204H116V205H117V208L119 207V211H118L117 213H116V209H117V208L114 206L115 203H113V204H114V205H113V204H111V203L108 204V203L106 202L109 206H110V205H111V206L113 205V206L116 208V209H115V213H116V214L119 215V213L122 212L119 216H117L116 214H115V216H116V217H119V218L121 217L122 220H124L125 223L123 222V225H122L121 223H118L119 225H118V224L116 225V223H115V225H114V224L112 225V224H110L112 221H111V222L106 221V219L108 220L107 217L110 216V215H107V217H106V212H107L108 210L105 212V216H103V219L106 221V224H104L103 222H102V223H103L104 225H108V224H109L108 226H109L110 230L113 229V226H116V227H117V226H120V224H121L122 229H120L119 227H117L116 234H117V232H120V230H121V232H120L121 236L119 237V241H120V238H121V237H122V238H121V242H122V240H125V241H126V238H127V240L129 239V240H128L129 243H127V241H126V242L123 241L122 243H125V244L127 243V244H129L128 246H129V248H130V244H132V246H137V245H139L138 247L143 246V244L140 245L139 241L142 240V241H140V242L143 243V240H144V238H145V237H144L145 235L143 236V234H144V231H143V229H144V225L147 226V223L150 225L151 222L155 221V220L158 218V215L160 214V211H161V210H162L163 213L166 212V211H165V210H166L165 207H166V205L168 204L169 199H168L167 202H166L165 200H163V202L165 201V202L167 203V204H166V203H163L164 205H163L162 203L159 204V201L156 199V201L158 202V204H159V205L162 204L161 207L163 206L162 208L160 207L161 209H159L158 205H156L157 202L155 201V202H156V203H155V202L153 201V200H154L153 198H154V197L157 198V197H156V196H153L154 194L152 195L151 193H149L150 190H149V192H145V193H143V191L145 190L146 187L144 188V190H141L142 188H140V191H139V192H140L141 194H139V193H138V188L140 187V185H137V184H136V186H139L138 188H137L136 186H135L136 188L133 187V186H134V185H133V186H131L132 189L129 188ZM161 186H160V187H161ZM30 187H32V186H30ZM30 187H29V188H30ZM34 187H36V186H34ZM34 187H32L31 189H35ZM37 187H38V186H37ZM50 187H51V186H50ZM50 187H49V188H50ZM56 187H54V189H53V194L55 193V195L52 196V197H53V198H57V199H58V197H59V202H60V204H61V201H60L61 198H60V196L65 195V194H67V193H63L62 191H60V188H59V190H58ZM82 187H83V191H84V192L81 191V190H82ZM89 187H90V185H89ZM113 187H115V186H113ZM113 187L110 186L109 189H110V188L113 189ZM185 187H186V188H185ZM188 187H189V186H188ZM39 188H40V187H39ZM39 188H36V189L38 190ZM49 188H47V190H46V188H45L43 191H44V192H46V191L48 192V191L50 190V191L52 192V189H49ZM52 188H53V186H52ZM55 188H56L58 191H60V192H58L59 194H60L61 192H62L63 194H60V196H59V194H57V192H54ZM134 188H135V189H134ZM189 188H190V187H189ZM48 189H49V190H48ZM62 189H63V188H62ZM71 189H70V190H71ZM136 189H137V190H136ZM148 189H149V188H146V191H148ZM168 189H171V187L167 188V190H168ZM37 190H36V191H37ZM45 190H46V191H45ZM28 191H29V190H28ZM28 191H27V192H28ZM30 191L34 192V194H35V195H34L33 193H32L33 195L30 194L31 196H34V197H35V198L33 199V203H34V204H32V205L35 206V208H36V206L38 205V207H39L40 210H41V207H42V209H45V208L48 209V208H47V205L49 206V204H50L51 207H52V206L55 207V204H56V203H54V202H57V200H56V201H55V200H52L51 197H48L49 195H48V196L46 195V197L50 198L49 201H50V200L53 201V202L51 201L49 204H47V203H48V202H47V199H48V198H46V199L43 198L45 195H43L41 192H39L40 189H39L38 192H39V194L41 193V196L43 195L41 198H42L43 201L46 200V203H45V204H47V205L45 206V205H43V203H40V205H42V206H39V204H37V203L40 202L39 199H41V198L38 197L39 195H37V198H36V194H37V193H35V190H30ZM30 191H29V193H30ZM50 191H49V192H50ZM55 191H56V190H55ZM63 191L66 192L67 190H66V191L63 190ZM75 191H74V193H75ZM110 191H111V190H110ZM185 191L188 192V197H187V194L185 193ZM259 191H260V190H259ZM47 192H46V193H47ZM51 192H50V194H52ZM70 192H71V191H70ZM70 192H68V195H67V196H69V193H70ZM78 192H77V193H78ZM101 192H102V194H101ZM260 192H261V191H260ZM71 193H72V192H71ZM71 193H70V194H71ZM77 193H75L74 195H76ZM79 193H78V195H76L77 197L75 196L76 198L74 197L73 193L71 194V195H73L72 198L69 196V199H72V200H70V201H72L71 203H73V206H75V207H72V204L69 203V202H68L69 205H67V202H65V200L68 201L69 199H67V196H65L66 198L63 196L62 201H64L65 204L67 205V207H66L67 209H66V210H68L70 207H72V210H74V209L77 208V205H78V202H79V201H78L77 203H75V201H76V200H82V199H77V198H84V199H87V201H82V204H84L83 202H88V200H91V199H89L88 197H86L88 194H87V195L84 194L83 196H85V197H83V196L80 197ZM110 193H111V192H110ZM110 193H109V191H108V194H110ZM127 193H129V195H128ZM147 193H149V194H147ZM44 194H45V193H44ZM106 194H107V193H106ZM106 194H105V195H106ZM108 194H107L106 196H104V197H108ZM124 194H125V195H124ZM138 194H139V195H138ZM142 194H143V196H141ZM144 194H146V195H144ZM150 194H151V195H150ZM261 194H262V192H261L260 194L258 193V195H260V196H261ZM30 195H26V196L29 197ZM56 195H57V197H56ZM127 195H128L129 197H131V195H137V196L139 197V198H137V199H141V200H137V199H135L137 196L134 197V198H133V196H132L131 199H130L131 201L129 200L130 204H129V203L126 204L127 201H128V197L126 198ZM149 195H150V198L147 197V196H149ZM50 196H51V195H50ZM101 196H102V197H101ZM144 196H145V197H144ZM151 196H153V198H152ZM73 197L75 198V200H73ZM99 197H98V199H99ZM140 197H141V198H140ZM146 197H147V198H146ZM167 197H170V196H167ZM171 197H172V196H171ZM171 197H170V198H171ZM185 197H187V198H185ZM4 198H6V195H5ZM4 198H3V199H4ZM24 198H25V197H24ZM24 198H23V199H24ZM30 198H31V200H32V197H30ZM94 198H93V200H91V201L89 202V204L92 203V202L94 203V201H95ZM117 198H118V197H117ZM144 198H146V200H147L148 198H149V199H151V198L153 199V200L151 199V200L153 201V206H152V203H151L152 208H151V207H150V208H151L152 211H153V208H155V210H154V216L157 215V218H156V219H155L154 216H153V212H151V210H150L149 208H147V207H149V206L146 205L147 202L145 201L146 204H145L144 202H141L142 199H143V201L145 200ZM172 198H173V197H172ZM172 198H171V199H172ZM174 198L171 200V201L173 202V204L176 203V199H175V202L173 201ZM191 198H192V197H191V195H190V199H191ZM36 199H38V201H37ZM63 199H64V200H63ZM96 199H97V198H96ZM106 199H108V198H106ZM126 199H127V200H126ZM134 199H135L136 201H134ZM165 199H166V198H165ZM188 199H189V198H188ZM188 199H187V200H188ZM190 199H189V200H190ZM193 199H194V198H193ZM1 200H2V199H1ZM4 200H5V199H4ZM4 200H2V201H4ZM25 200H27V199H25ZM25 200H24V201H25ZM29 200H30V199H28V201H29ZM35 200H36L37 202H36ZM42 200H41V202H42ZM111 200H110V201H111ZM166 200H167V199H166ZM7 201H8V197H7V200H5L4 203H8ZM12 201H14V200H12ZM34 201H35L36 203H35ZM147 201H148V200H147ZM152 201H151V202H152ZM184 201H186V200H184ZM184 201L182 202V203H183V206H184V203H185ZM9 202H10V200H9ZM30 202H32V201H30ZM44 202H45V201H44ZM59 202H58V203H59ZM119 202H121V204H124L122 207H126L127 210H126V208H125V209H124V208H121V207H120L121 204H120V206H119V204H118ZM136 202H140V204L138 203V206H139V205H140V206L142 205V207H138ZM149 202H150V200H149ZM161 202H162V201H161ZM172 202H171V204H172ZM191 202H192V201H190V203H191ZM2 203H3V202H2ZM20 203H21V202H20ZM28 203H29V202H28ZM28 203H27V204H26V203H23V200H22V204H26V205L28 206ZM51 203H52V204L54 203V205H52ZM62 203H63V202H62ZM106 203L104 204V207H105ZM141 203H144L145 205H144V204H141ZM154 203H155V206L158 207V209H157V207L154 206ZM169 203H170V202H169ZM177 203H180L179 206L181 205V202H180V201H179V202L177 201ZM186 203H187V201H186ZM186 203H185V204H186ZM190 203H189V205H190ZM192 203H193V202H192ZM30 204H31V203H30ZM35 204H36V205H35ZM60 204H59V205H60ZM63 204H64V203H63ZM65 204H64V206H65ZM75 204H77V205H75ZM79 204H81V202H79ZM82 204H81V205H82ZM87 204H88V203H87ZM87 204L85 203L84 205H87ZM89 204H88V205H89ZM125 204L128 205V206L130 205V206L127 207V206H125ZM149 204H150V203H149ZM149 204H148V205H149ZM165 204H166V205H165ZM171 204H170V205H171ZM14 205H15V203H14ZM16 205H17V203H16ZM16 205H15V206H12V207H15V208H16V207H17ZM59 205L56 204V208H55V209H54L53 207H52V208L49 207V209L52 210V212L54 211V216L56 215V216H55V219H56L57 215H60V214H57V213H56V211H57L56 209H57V207L59 208ZM70 205H71V206H70ZM81 205H79V206H81ZM88 205H87V206H84V207H86L85 209L88 211L87 213H89V208H90V205H91V204L89 205V207H88ZM108 205L105 207V210H106V209H109V206H108ZM135 205H136V206H135ZM19 206H20V205H19ZM22 206H23V205H22ZM27 206H26V208L29 207V206H28V207H27ZM44 206H45V208H43ZM68 206H70V207H68ZM164 206H165V207H164ZM181 206H182V205H181ZM183 206H182V207H183ZM199 206H200V205H199ZM31 207H32V206H31ZM60 207H61V205H60ZM87 207H88V208H87ZM168 207H169V206H168ZM171 207H172V206H171ZM184 207L186 208V205H185ZM197 207H198V206H197ZM202 207H203V206H202ZM18 208H19V207H18ZM20 208H21V207H20ZM22 208L24 209V208H25V205H24V207H22ZM26 208H25V209H26ZM35 208L32 207V209H35ZM73 208H74V209H73ZM78 208H79V209L81 208L80 210H82V207H78ZM110 208H111V207H110ZM128 208H129V209H128ZM164 208H165V210H164ZM187 208H188V206H187ZM190 208H191V207H190ZM190 208H188V210L191 211L192 208H191V209H190ZM200 208H201V207H200ZM200 208H199V210H200ZM9 209H10V207H9ZM9 209H8V210H9ZM32 209L29 208V209L26 210V212L28 211V212L30 213V211H31ZM37 209H38V208H37ZM39 209H38V211H39ZM49 209H48L47 211H46V210L41 211L42 214H43V212L45 211L44 213H46V214H44V216L47 215V213L50 215V217H48V220H50V219L53 218V215H52V213L50 212ZM60 209H61V208H60ZM60 209H59V211H60ZM79 209H78V211H79ZM112 209H113V210L109 209V211H110L109 214H111L112 211H114V208H112ZM122 209H124V210L122 211ZM169 209H170V207H169ZM169 209H167V211H168ZM180 209H181V207H180ZM180 209H179V210H180ZM201 209H202V208H201ZM55 210H56V211H55ZM63 210L66 211V210H65V207H64V209H63V205H62V212H63ZM86 210H85V211H86ZM120 210H121V212H120ZM185 210H186V209H185ZM196 210H197V209H195V210H193V211H194V212H198V211H199V210H197V211H196ZM203 210H205V209H203ZM24 211H25V210H24ZM36 211H37V210H36ZM48 211H49V212H48ZM69 211H70V216H71L70 218H71V219H72L73 216L76 217V215H77V217H78L77 221H81L82 219L86 220L85 217L81 219V216H85V215H86L84 211H82V212H83L82 215L78 213V214L80 215V217L78 216V214H75V213H74V212H76L77 210H74V211H73V214H74L73 216H72V213H71L72 211H71L70 209H69ZM183 211H184V210H183ZM193 211H191V212H193ZM26 212H25V213H26ZM28 212H27V213H28ZM32 212H33V211H31V213H32ZM39 212H40V211H39ZM57 212H58V211H57ZM79 212H80V211H79ZM137 212H138V215H137ZM140 212H141V213H140ZM150 212H151V214H149ZM191 212H190V213H191ZM8 213H9V212H8ZM14 213H15V212H14ZM29 213H28L27 215L30 216L31 214H29ZM50 213H51V214H50ZM55 213H56V214H55ZM67 213H68V212H67ZM107 213H108V212H107ZM139 213H140V214H139ZM143 213H144V214H143ZM145 213H148V214H145ZM158 213H159V214H158ZM163 213H161V214H163ZM187 213H188V212H187ZM6 214H7V213H6ZM10 214H11V217H8V216H10ZM10 214H9V215L7 214L6 217L9 218L10 220H12V217H13L12 215H15L16 213H15V214L10 213ZM35 214H36V212H35ZM35 214L33 213V217H30V218H32V219H30V220L32 221V220L34 219L33 222L35 221V223L38 224L39 222H36V220H35V218H34V217L36 216ZM42 214L38 215V213H37L38 216H41ZM84 214H85V215H84ZM89 214H91V212H90ZM112 214L114 215V212H113ZM112 214H111V215H112ZM141 214H142V215H141ZM155 214H156V215H155ZM161 214H160V216H161ZM184 214H186V213H183V212H182V215H180V216L182 217V216H184ZM192 214L194 215V213H191V214L188 213V214H186V216H185L186 219H184V218H180V219H184V222H185V223H186L187 221L190 222V219L187 220V219H188V218H187V215H188V216H190V215L192 216ZM196 214H198V213H196ZM196 214H195V216H196ZM199 214H201L200 211H199ZM16 215H17V214H16ZM25 215H26V214H25ZM25 215H23L24 217L22 216V218L25 219ZM27 215H26V217H27ZM34 215H35V216H34ZM49 215H48V216H49ZM65 215H66V216H65ZM65 215H63V213H62V216H61V217L64 216V218H66V217H67V214L65 213ZM68 215H69V214H68ZM139 215H141V216H139ZM147 215H148V217H149V215H150V217H151V218L149 217L150 219L154 218L155 220H152V221L150 220V221H151V222H150L149 219H148V221H149L150 223L147 222V221H146V224H145V223H142V224H143V227H142L143 229H142V228H140L139 225L141 224V221H142V220L145 221V217L148 218ZM163 215H165V214H163ZM163 215H162V216H163ZM29 216H28V217H29ZM38 216H37V217H38ZM89 216H90V215H89ZM115 216H110V217H109L110 220H111L112 217H115ZM144 216H145V217H144ZM165 216H166V215H165ZM180 216H178V218H179ZM198 216H199V215H198ZM18 217H19V216H18ZM18 217H14V218L16 219V218H18ZM28 217H27V218H28ZM37 217H36V219H37ZM41 217H42V216H41ZM41 217H40V218H41ZM51 217H52V218H51ZM61 217H59V218H61ZM74 217H73V219H74ZM104 217H105L106 219H105ZM135 217H138V218H135ZM142 217H143L144 219H142ZM163 217H164V216H163ZM196 217H197V216H196ZM7 218H6V219H7ZM14 218H13V219H14ZM22 218L20 219V217H19V219H20L21 222H22ZM40 218H39V220H41ZM43 218H45V220L47 219L46 216L43 217ZM79 218H80V219H79ZM86 218H89V217H88V214L86 215ZM92 218H93V217H92V214H91V219H92ZM119 218H113V219H116V220H114V221L116 222L117 220H120V219H121V218H120V219H119ZM139 218H141V219H140L141 221L139 220ZM165 218H167V217H165ZM178 218H176V220H177ZM191 218L193 219V217H191ZM19 219H17V220H19ZM53 219H54V218H53ZM57 219H58V218H57ZM57 219H56V220H57ZM71 219H70V220L68 219V221H71ZM91 219H89V220L91 221ZM158 219L160 220V217H159ZM167 219H168V218H167ZM180 219H178L179 224H180L181 222L183 223V221L180 220ZM192 219H191V221H192ZM3 220H5V218H4ZM26 220H28V222H27L28 225H30L29 223H32L31 221H29V218L26 219ZM26 220H25V221L23 220V222H26ZM39 220H37V221H39ZM43 220H44V219H43ZM43 220H41L40 223H42ZM48 220H46V221L48 222ZM56 220H54V223H57V224H60V223H61V222H57ZM61 220H62V222H63V218H62V219H58V221H61ZM66 220H67V218H66ZM104 220H103V221H104ZM122 220H120L119 222H122ZM146 220H147V219H146ZM159 220H157L158 223H159ZM161 220L163 221V220H165V219H162V217H161ZM185 220H187V221H185ZM20 221H18V222H20ZM46 221H43V223H42L41 225L43 226V224H44V227H45V223H46ZM94 221H95V220L93 219V221H91V222H94ZM105 221H104V222H105ZM114 221H113L112 223H114ZM139 221H140V223H139ZM162 221H160V222L163 223ZM171 221H172V220H171ZM171 221L166 222V223H163V224L167 225V223L169 224ZM6 222H7V220H6L4 223H6ZM9 222H10V221H9ZM9 222H8V223H9ZM13 222H16V221L13 220L12 223H13ZM21 222H20V223H21ZM23 222H22V223H23ZM51 222H52V221H51ZM65 222H66V221H65ZM74 222L76 223L75 220L73 221V223H74ZM87 222H88V225H89L88 227H87V224H86ZM87 222H86V223L84 222L86 226H85V225H82V226H85V228H87L86 230L89 229V231L92 232V229L90 228V225H92L93 228H94L95 225H93V224H96V225H97L98 222L95 221V222H97V223H92V224H89V221H88V220H87ZM91 222H90V223H91ZM107 222H109V223H107ZM117 222H118V221H117ZM178 222H177V223H178ZM8 223H7V224H8ZM20 223H19V224L17 223V225L14 223L15 226H20L19 228H18V227H16V228L13 227V224H12V231H13L14 229H16V230L19 229V231H20V230H23V229H21V228H23V226L21 227L22 223H21V224H20ZM49 223H50V222H49ZM71 223H72V222H71ZM71 223H70V224H71ZM78 223H79V222H78ZM78 223H76V224H77L78 226H80ZM80 223H82V222H80ZM102 223H100V224L102 225ZM153 223H155V222H153ZM171 223H172V222H171ZM177 223L175 222V224H177ZM182 223H181V224H182ZM2 224H3V223H2ZM10 224H11V223H10ZM25 224H26V223H25ZM25 224H23V225L25 226ZM27 224H26V226L28 227ZM37 224H35V225H37ZM47 224H48V223H47ZM47 224H46V226H47ZM51 224H53V223H50V225L48 226V227H50L49 230H54V234H55V235H56L57 232H59V233H60L61 231H62V232H66V231H63V229H62V227H60V225H58V226L60 227V230L62 229L61 231L58 229L57 225L54 224V225L56 226V229L59 230V231L56 232V229H54L55 227H54L53 225H52V226H53V229H51ZM66 224H67V223H66ZM70 224H69V223L67 224V228H68V226H71ZM82 224H83V223H82ZM100 224L97 225V227H98V226L100 227ZM142 224H141V226H142ZM151 224H152V223H151ZM3 225H5V224H3ZM41 225H40V226H41ZM61 225H62V223H61ZM77 225L73 224V226H76V227H72V230H73V228H76L75 230H73V232H74V231H77L78 233H80V236H81V232H82V235L84 234V235H83V238H84V236H85V234H86V231L84 230L85 228L83 227V228H84V229H83L84 231H83V230L81 231L80 229H81L82 227L80 226L81 228L79 229V230H80V232H79V231L77 230V229H78V228H77ZM104 225H102V226L104 227ZM110 225H112V228H111ZM31 226H33V224H32ZM42 226H41V227H42ZM62 226H63V225H62ZM64 226H65V230H66V229H67V228H66V225H64ZM92 226H91V227H92ZM146 226H145V228H146ZM151 226H152V225H150V227H151ZM177 226H178V225H177ZM179 226H180V225H179ZM8 227H9V226H8ZM27 227L24 228V230H23L24 232L21 231V233H22V232H23V233H22L20 236L22 237V235H24V236H26V237L29 238L28 235H30V237H32V238L34 237V240H38V237H36V236H38V235L40 234V233H39L38 235L35 234L36 231H37V232L41 231L42 233L44 232V233H43V235H44V234H45V231L48 230L46 227H45V228L42 227L43 230H42V229L39 230V229H38L39 226H38V227H37V230H36V229H35V231L32 230V231L34 232V235H36V236H33V235L31 236V234H30V233L32 232V231H31V228H30V230L27 232V230H28ZM35 227H36V226H35ZM97 227L95 226V228H97ZM4 228H6V226H4ZM13 228H14V229H13ZM107 228H108V227H107ZM139 228H140V232L143 231V232H142L143 234H142V233H141V234L139 233ZM147 228H148V226H147ZM147 228L145 229V232H146V230L149 229V228H148V229H147ZM154 228H155V227H153V229H154ZM2 229H3V227H2ZM7 229H8V228H7ZM9 229H10V228H9ZM25 229H27V230H25ZM44 229H45V231H44ZM150 229H152V228H150ZM3 230H4V229H3ZM5 230H6V229H5ZM16 230H14V231H16ZM69 230H70V229L68 228L67 232H68ZM108 230H109V229H108ZM141 230H142V231H141ZM154 230H155V229H154ZM19 231H17V234H20V233H18ZM30 231H31V232H30ZM70 231H71V230H70ZM70 231H69L68 233H69V235H72V237H73L74 234H73V232H70ZM93 231H94L93 234H95V233H96L95 230H93ZM100 231H101V230H100ZM25 232H27L28 234H25ZM46 232H47V231H46ZM49 232L52 233L51 231H48V233H46V234H49ZM55 232H56V233H55ZM67 232H66V233H67ZM107 232H108V231H107ZM157 232H158V231H157ZM165 232H166V231H163V230H162V233H161V234L158 233V235H162V234L165 235V236L163 237V239L161 238V243H160V241L157 240V239L154 240V242L157 241V242H155V244H156V248L158 249V251L155 250V248H154L155 245H153V243H151L152 246H154L153 249L155 250V252H156V253H159V252H160V253L157 254V256L154 257V258H152V256H154V255H152V253H151L150 255H152V256H151V259H152V260H151V262H150V261H148V262L145 261L146 264H149V262H150V264H171L172 259H171L170 257H168V256H170V255L167 254V252H168L169 250H168V248H166V247H167V244H168V246H170L171 242H170V241H167V233L164 234ZM2 233H4V232H2ZM5 233H6L7 235L10 234L9 236H14V238L18 237V235L15 236L14 234H12L13 232L11 233L10 230H9V233L7 232V230H6ZM42 233H41V234H42ZM74 233L76 234V232H74ZM87 233H89V232H87ZM97 233H98V232H97ZM99 233H102V231L99 232ZM99 233H98V234H99ZM146 233H147V232H146ZM15 234H16V232H15ZM52 234H53V233H52ZM52 234H50L51 239L53 238V237H52ZM54 234H53L54 237L57 236V239L54 238V239L57 240V241H54V242L51 241V242H53V244H55V243L57 242L56 245H57V244H60V243H58V239H59V238L61 239L63 236H61V237H58V236H59L60 234H61V235H64L65 233H64V234H63V233H60V234L57 233L58 235H56V236H55ZM1 235H2V234H1ZM7 235H2L3 238H2V236H1L2 240H0V245H1V246H4L3 248L0 246V247L2 248V249L0 248V251L2 252L1 255H3L2 257H0V264H1V263H2V264H3V263H4V264H5V263H6V264H9V262H8L9 260H8V259L11 258V257H10L11 254H13V252H15V250L17 249V247L15 248V245H11V248H12V246H13V248L15 249V250H14V249L12 248L13 252H11V250H10L11 248H9V247L7 246V245L10 244V243L7 244V243H8V241H7V238H8ZM43 235H42V236H43ZM96 235H97V234H96ZM118 235H119V234H118ZM118 235H115V236L118 237ZM139 235H141V236H139ZM163 235H162V236H163ZM4 236H6V238H5ZM42 236L39 235V240H40V238H41ZM48 236H49V235H48ZM77 236L79 237V235H77ZM87 236L90 237V235H88V234H87ZM138 236L141 237L140 240H139V237H138ZM146 236H147V235H146ZM21 237H19V238H21ZM35 237H36V239H35ZM50 237H49V238H50ZM85 237H86V236H85ZM89 237L86 238V239H89ZM93 237H94L93 240H95V236H93ZM93 237H92V238H93ZM117 237H115L116 239L114 238V241L116 240L115 242H117V239H118ZM123 237H124V239H123ZM142 237H143V239H142ZM154 237H157V235H154ZM158 237H159V236H158ZM160 237H161V236H160ZM4 238H5V240H6L7 242L4 240ZM12 238H13V237H12ZM12 238H9V239H12ZM23 238H24V237H23ZM32 238H30V239L33 240ZM44 238H45V235H44L42 241L44 240ZM68 238H69V237H68ZM73 238H75V237H73ZM73 238H72V239L70 238L71 241H69V242H72ZM79 238H80V237H79ZM79 238H78V240H80L79 243H80V245H81V244H82L81 242H83V241H82L83 238H82V237H81L82 239H81V238L79 239ZM165 238H166V241H167V242H170V244H169V243L166 244V243L164 242V244H165L166 247L164 246V244H163V242H162V241H164ZM17 239H18V238H17ZM30 239H29V241H31ZM51 239H50V240H51ZM54 239H53V240H54ZM76 239H77V238H76ZM76 239H74L73 241H74V242H75V241H78V240H76ZM152 239H153V238H152ZM154 239H155V238H154ZM158 239H160V238H158ZM3 240L6 242V243H5V244H7L6 246L4 245V242H2ZM18 240H20V239H18ZM18 240H17V241H18ZM24 240H26V242H27L28 239H25V238H24ZM24 240L21 238L20 242H21V241H24ZM62 240H63V238H62ZM89 240H91V238H90ZM29 241H28V242H29ZM59 241H61V240H59ZM63 241H64V240H63ZM66 241H67V243L69 244L68 240H65V242H66ZM84 241H86V240L84 239ZM158 241H159V242H158ZM20 242H19V243H20ZM74 242H72V244H73ZM86 242H89V243H86V245L88 244L87 246L89 247V246H90V245H89V244H90V241H86ZM144 242H145V241H144ZM2 243H3V244H2ZM31 243H32V241H31ZM34 243H35V242H34ZM67 243H66V244H67ZM79 243H78V242H75L74 245H70V246H72V247L68 246V244H67V246L65 245L66 248L62 247V245H63L62 243L60 244L61 246H59V245H57V246H58V247H62V249H68V248H70V249H71V248L74 249L73 246H77V248L80 247V245H78ZM84 243H85V242H83V246H84ZM93 243H94V242H93ZM117 243H118V242H117ZM122 243H121V244H122ZM70 244H71V243H70ZM118 244H119V243H118ZM144 244H146V243H144ZM151 244H150V245H151ZM159 244H160V245H159ZM86 245H85V246H86ZM92 245H93V244H92ZM92 245H91V246H92ZM94 245H95V244H94ZM94 245H93V246H94ZM146 245L148 246V243H147ZM9 246H10V245H9ZM38 246L40 247V249H39V248L36 249V251H35L36 255H35L34 251L32 252V254L34 253V255H35V257H36L37 259H40V257L43 256L42 259H45V261L43 260V261L45 262V263L43 262V264H48L49 261L46 260V259H48V256L51 255V254L49 253V251L47 252L48 254L46 253L45 250H42V251H41L42 246H41L40 244H39ZM38 246H37V247H38ZM44 246L46 247V245H43V248H44ZM83 246L80 247V248H81V249L83 248V249L86 250L87 248H86V247H83ZM93 246H92V247H93ZM128 246H127V248H128ZM100 247H101V246H100ZM138 247H136V248H138ZM46 248H47V250H49L48 247H46ZM80 248H79V249H80ZM127 248H126L125 250H128ZM131 248H132V247H131ZM141 248H143V251H144L145 246H144V247H141ZM141 248H140V249H141ZM150 248H151V249H150ZM169 248H170V247H169ZM44 249H45V248H44ZM62 249H60V250H62ZM72 249H71V250H72ZM83 249H82V250H83ZM90 249H91V248H90ZM90 249H89V250L87 249L88 251L86 250L85 252H88V253H89V252H92V250L90 251ZM132 249H133V248H132ZM132 249H131V250H128V251H129V252H130V251L132 252ZM138 249H139V248H138ZM138 249H136V250H138ZM140 249H139V250H140ZM148 249L151 250L152 252L154 251V250L152 249L151 246H149ZM166 249H167L168 251H166ZM77 250H78V249H77ZM82 250H81V251H82ZM102 250H103V249H101L100 251H102ZM105 250H106V247H105ZM107 250H108V249H107ZM107 250H106L105 252H106V253L108 252L107 254H110V255H111V253H109V251H107ZM123 250H124V249H123ZM125 250H124V251H125ZM133 250H134V249H133ZM145 250L147 251L146 248H145ZM37 251H38L39 253H38ZM40 251L42 252V254H43V253H46L48 256H47V257H44L45 254H44V255H41V254H40ZM43 251H45V252H43ZM55 251H57V252H55ZM55 251H54V252H55L57 255H60V254H59V253H61L60 251L58 252L57 249H55ZM63 251H64V252H67L68 255H67V253L64 255ZM75 251H76V247H75V250H74V253H73V254L76 256V257L74 256V257H75L74 260H75L76 258L78 259V257H77L78 255H76L78 251H79L80 253H83V252H84V250H83L82 252H81L80 250H78L77 252H75ZM93 251H94V249H93ZM100 251H99V252H100ZM124 251L121 250L120 252L123 254ZM128 251H127V253H129ZM134 251H135V250H134ZM151 251H149V253H150ZM54 252H53L52 256H53V255L55 256V261H56V260H57L56 257H58V256H56V254H54ZM72 252H73V251H72ZM72 252H71V253H72ZM79 252H78V253H79ZM85 252H84V253H85ZM120 252H119V253H120ZM131 252H130V253H131ZM141 252H142V250H141ZM141 252H140V253H141ZM260 252H261V250H260ZM15 253H16V252H15ZM117 253H118V252H117ZM117 253H116V254H112V256L115 255V256H116L115 258H117V255H120V254H121V253H120V254H117ZM127 253H124L125 256L128 255ZM140 253H139V254H140ZM144 253H145V254H144ZM168 253H169V252H168ZM32 254H30V256H31ZM39 254H40L41 256H40ZM62 254H63V258H58V259H60V260H59V261H56L57 264H58V262H59V264H62L64 261H67V260H68V261H67L66 263H69V261H71V260L73 259V258H72L73 256H71L70 258H68V257H69V254H70V250H69V251L62 250ZM62 254H61V255H62ZM73 254H72V255H73ZM85 254H87V253H85ZM93 254H94V252H93ZM107 254H105V257H102V258H101V259H102L101 262H104V261H105V263L107 262V263H109V264L114 262L113 264H115L116 262L118 263L119 259H122V258L119 256L118 261H117V259H116V261H115V260H113L114 258L112 257V258H113V259H111L112 261H111V262H110V261L108 262L107 259H105V258H107V257L109 256V255H107ZM131 254H132V253H131ZM131 254H130V258H132L131 256H133V258H134V255H133V254L131 255ZM135 254H137V253H135ZM139 254L137 255V258H138V256L140 257L141 254H142V257H143V256H146V254H148V251H147V252H142L140 255H139ZM143 254H144V255H143ZM1 255H0V256H1ZM15 255H16V260L18 261V259H17V256H18V255H17V254H15ZM38 255H39V256H38ZM70 255H71V254H70ZM83 255H84V254H83ZM83 255H82V256H83ZM94 255H95V254H94ZM96 255H97V253H96ZM96 255H95V256L91 255V256H93V257H92L93 259H94V257L96 258V260L94 259V262L96 261V263H97V262H98L97 259H100V257H101V256H100V255H101V252L98 253L99 256H96ZM102 255H103V254H102ZM106 255H107V257H106ZM148 255H149V254H148ZM155 255H156V254H155ZM4 256H7V257H8V258L6 257V260H7V261L5 260V258H3ZM12 256H14V255H12ZM37 256H38L39 258H38ZM45 256H46V255H45ZM52 256H51V259H52ZM64 256H66L67 260L64 259ZM82 256L80 255L81 259H82ZM87 256L89 257L90 254H89V255L87 254ZM91 256H90V257H91ZM103 256H104V255H103ZM135 256H136V255H135ZM32 257H33V260H34V261L32 260V262L36 263L35 260H37V259H34L35 257H34L33 255H32ZM32 257L29 258V259H32ZM88 257H87V258H88ZM90 257H89V259H90ZM126 257H127L126 259H128V256H126ZM147 257H148V256H146V258H147ZM2 258H3L5 261H3ZM49 258H50V256H49ZM71 258H72V259H71ZM103 258H104V260H103ZM110 258H111V257H110ZM110 258L108 257V260H109ZM123 258H124V257H123ZM133 258H132V259H133ZM137 258H135V259H133V260H136ZM149 258H150V257H149ZM149 258H148V259H149ZM169 258H170V259H169ZM51 259H50V260H51ZM62 259H64V261H63L62 263H60ZM81 259H80V261H77L78 264H81V263L83 262L84 259L87 260V259H86V256H85V258H83L82 260H81ZM132 259H130L131 262H129V260H127V263L129 262V263L132 264V262H133ZM1 260H2V261H1ZM52 260H54V259H52ZM74 260H73V263H76V264H77V262H76V261L74 262ZM85 260H84V264L87 263ZM146 260H147V259H146ZM170 260H171V261H170ZM17 261H16V263H17ZM30 261H31V260H30ZM37 261H38V263H36V264H41V263H42V262L39 263L41 260H37ZM47 261H48V263H47ZM55 261H51V264H52V262L54 263ZM81 261H82V262H81ZM89 261H90V260H88V264H90V263L93 262V260H92V262H90V263H89ZM99 261H100V260H99ZM120 261H121V260H120ZM124 261H125V258H124ZM32 262H30V263H32ZM71 262H72V261H71ZM71 262H70V264H71ZM79 262H80V263H79ZM94 262H93V263H94ZM101 262H100V263H101ZM66 263H65V264H66ZM93 263H92V264H93ZM100 263H99V264H100ZM107 263H106V264H107ZM121 263H122V261L119 262V264H121ZM127 263H126V262H123V264H127ZM133 263H135V262H133ZM17 264H18V263H17ZM27 264H29V262H28ZM32 264H33V263H32ZM54 264H56V263H54ZM94 264H95V263H94ZM97 264H98V263H97ZM101 264H102V263H101ZM142 264H144V262H143ZM175 264H176V263H175ZM263 264H264V263H263Z\"/></svg>", "mask_w": 264, "mask_h": 264}]
</instances>
